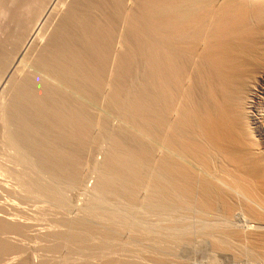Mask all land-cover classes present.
Masks as SVG:
<instances>
[{
  "label": "bare ground",
  "instance_id": "6f19581e",
  "mask_svg": "<svg viewBox=\"0 0 264 264\" xmlns=\"http://www.w3.org/2000/svg\"><path fill=\"white\" fill-rule=\"evenodd\" d=\"M74 0H0V2L2 3V5L0 6V8L1 7H3V10H1L2 11V17L0 18L1 20H0V58H3L2 57V54H3V51L4 50H8V51H10L9 53H10V55H9V59H7V57H6V59L8 60V61H6V59H4V60H2V59H0V62L2 63V62H4V61H6L5 63H6V66H4V68H2L3 69V71L0 73V108L2 107L3 108V105L5 104L4 102H6V100L5 99H3V94L5 95H7V94H9V92L11 93H13V91H9V89H10V87L8 88V86L10 85V82H12V83H14V80L13 81H10L12 78H14L15 76H16V74H14L15 72H17L18 70H19V67L20 68H22L21 67V64H22V62L25 60L24 58L26 57V55H34V56H36V54H37V56H39V54L41 53V50L44 48V47H46V45H48V43H49V41H51L50 40V38L52 37H50V34L52 33V31L51 30H54L53 28L54 27H56V28H58L57 26L59 25V24H64L63 22L65 21V19L68 17V15L69 14H71V12H73L72 10V8H74V6L72 7V2H73ZM98 2H99V0H97ZM121 1V0H120ZM119 1V2H120ZM124 1H126V0H124ZM128 1H132V0H128ZM133 1H135V0H133ZM146 1V0H145ZM148 1V0H147ZM150 1V0H149ZM159 1V0H158ZM157 1V2H158ZM214 1H216L217 3H219L220 1V5L222 4V9H221V11L218 9V10H216L217 9V7H215L216 9V11L214 12L213 11V8H211V10L214 12V13H216L217 11H220V13L222 14L223 12H224V14L223 15H225L226 16V20H225V18H222L223 19V21L225 20L226 21V23L224 22V23H221V25L222 24H224L225 25V27H223V28H225V29H228V31H229V35L227 34H225L226 36H222L221 35V33H225V32H227V31H224V32H219L218 31V27L219 26H217V30H216V27H215V30L216 31H214L215 33L218 31L220 34L219 35H221V36H219V38H221V39H219L218 38V40H220V41H218V42H221L220 44H215V45H210L208 48L205 46V44L203 43L204 41H205V38H203L202 36H201V39L203 38L204 39V41L202 40V44H204V45H202V46H200V47H204L202 50H205L207 53H205V55L206 54H208V55H206V57H208L209 56V61L211 60L212 62H213V66H214V69L212 70L213 72H212V74H213V76H211V77H213L214 78V76H215V79H213V78H211V81H209L208 80V78H207V81L206 82H208L207 84V90H208V95H209V97H210V99H211V103H210V105L206 108V107H204L203 106V108H206V109H204V111H203V113L202 114H204V116L202 117L201 115H199V113H200V111L202 112V104H201V107L199 108V113H198V108H193V110H191V112L193 113V115L195 114V116H201V118H203V119H201V120H199L198 118L196 119V117L194 118L195 120H196V124H194L193 122H191L189 125L190 126H195V125H197V128L196 127H193L192 128V130L194 129V128H196V130H195V132H197V133H195L196 135H194V133H193V135H192V131H191V133H189V131H181V129L179 130L178 128L179 127H177V124H178V126H180V124L182 123H180V121L179 122H175L174 120L175 119H173L172 121L173 122H168L166 119H170L171 117H169V118H167L169 115H167L168 114V112L166 113V111H168V110H170L171 108H172V103L174 102L173 100H175V99H171L170 101H169V103H171V104H169V103H167V106H165L163 103V105H164V107L165 108H167L168 107V105H170L169 107H170V109L168 108V110L167 109H165L164 107V110L165 111H162L161 109L159 110V112L161 111V112H165L166 113V115H167V117H166V115H165V113L164 114H159V116L157 117L158 119H159V121H158V123L160 122V123H162L164 126L166 125L167 126V128L168 129H171L168 133L169 134H167V133H165L166 135H169V136H166L164 133H162L163 134V136L165 135V138L163 139V145H161L162 146V150H165V154H164V152H163V154L162 155H164V156H162V158H158L159 159V163H157L158 164V166L156 167V169L155 170H152V171H148V172H151L150 174H149V177L152 175V177H151V180L150 179H147L146 181H143L142 183H140V181H138L137 179L135 180L132 176H131V174H134V167L133 166H131V168L133 169L132 171H133V173L131 172V174L129 173V171H128V173H129V175H128V178H129V176L130 177H132L134 180H129L128 178H126V179H128V180H126L125 179V181H126V183H125V181H124V183H123V180H122V184L120 183V182H118L117 181V183L119 184V185H117V183H116V185H117V188H123L125 191L123 192H120V191H118V190H113V189H111V191L113 190L114 191V193H113V191H112V194H114L113 196H114V198L112 197V198H109L108 196H107V194H109V195H112V194H110L111 192H110V190H106L105 188H107L106 187V185H104L103 186V184H106V183H108L107 181H111V179L112 178H110V180H109V178H107L106 176L109 174H107V172L109 171L110 172V168L108 169V171L106 172V170L104 171L103 169V171L104 172H106L105 173V175H103L104 174V172H103V174H100L101 175V177L99 178V179H103L102 180V182H101V180H100V182H101V184L99 185H96V186H94V187H92L93 189H91L90 188V191H89V193H87L88 194V197L87 198H85L84 199V201L85 200H87V199H89L87 202L88 203H84L86 206H85V208L83 209L81 206H80V208H81V210H82V213L81 212H79V214H85V211H90V210H93L94 212L96 211V212H98V214L96 215V217H97V219L98 218H100V217H98V216H105V218H106V213H108V212H106V211H109L110 212V214H107V215H109L111 218H112V220H110V221H112L110 224L112 225L111 227H110V231L111 232H115L116 231V233H113V235H115L116 236V241H117V239H119V237H117V236H121V240L124 242V245L126 246V245H128V243L126 244V242L128 241H130V242H132V240L131 239H135L136 241H134L135 243H133V245L134 244H136V247H137V243L140 245V246H145L146 248L148 247V248H154V251L156 252L157 251V253L156 254H159V255H161L162 256V258H163V255L165 256V258H167L166 256H168V260L166 259V262L168 263V264H194V263H192L191 261H192V259H191V261H190V258L188 257L189 255L191 256V251H198V249L200 250V249H203L204 251H208L209 250V245H210V242H212V245L213 246H215L216 245V243H219L220 241L223 243V241H224V246L226 245V242L228 243L229 242V239L231 238L232 239V237L233 238H236L235 236H233V234L231 235V234H229L231 231H233V230H235L234 232H236V230H243L244 232H246L247 233V231H249L250 233L249 234H244V235H242V233L241 232H239V233H241L240 235H242V237L243 238H245L244 239V242L242 241V240H240L239 239V235L237 236V241H238V239L240 240V241H242L241 242V244L239 243V244H237L238 242H236V244L238 245V246H240V247H242V248H244L245 250H242V248H240V252L242 253V251L244 252V253H240L239 252V249H238V246L237 245H235V246H237V249H238V251L236 250L235 251V253H237L238 255L239 254H241V255H239V256H237L236 254L234 255V254H231V248H230V245H229V251H230V255H229V251H228V248H227V250H225L224 252H227L228 251V253H224V254H222V251H221V253H219V256H217L218 254L217 253H215L214 251H210L211 252V254H209L208 256H210V257H207L208 258V261H206L205 263H207V264H264V232L262 231L261 233L259 232V233H255V232H252L253 230H258V229H264V0H169V2L168 3H170L171 5L170 6H167V5H169V4H167V5H165V4H161L160 2H158V5H157V8H158V10L159 11H161L162 12V15H163V13H166V14H169L170 16H171V18L173 19V20H175V21H179V22H183L184 20H185V22L186 21H188L189 22V24H190V26H193L194 25V22H193V24H191V18H193L194 17V19L195 18H197L200 14V16L199 17H202L201 19L205 22L206 21V19H208V18H205V16L207 17L208 15H210L209 14V12L211 11V10H208V8L210 7V5L212 4V6H213V4H215L214 3ZM219 1V2H218ZM76 2V1H75ZM82 2H83V0H82ZM88 2V4H90L91 2H90V0H88L87 1ZM90 2V3H89ZM96 1H94V3H95ZM103 2H104V0H103ZM102 2V3H103ZM105 2H107V0H105ZM117 3H118V1H116ZM127 2V1H126ZM125 2V3H126ZM166 2V1H165ZM81 2H79V4H80ZM85 3V2H84ZM84 3H83V5H84ZM93 3V2H92ZM90 4V5H93L94 6V4ZM101 3V4H102ZM129 3H131V2H129ZM129 3H126V5L127 4H129ZM149 4V2H146V4ZM86 4V3H85ZM96 4V3H95ZM98 4V3H97ZM96 4V5H97ZM120 4H122V3H120ZM119 4V5H120ZM136 4H141V5H143L144 4V0H143V3L141 2H139V3H137V0H136ZM146 4H144V5H146ZM219 4H217V6L219 5ZM76 5H77V3L75 4V7H76ZM99 5H100V3H99ZM114 5H115V3H114ZM122 5H124V4H122ZM130 5V4H129ZM134 5H135V3H134ZM143 5V6H144ZM220 5H219V7H220ZM82 6V5H81ZM81 6H79V9L81 8ZM85 6V5H84ZM83 6V9H85V7ZM106 6H109V5H106ZM105 6V7H106ZM125 6V5H124ZM128 6V5H127ZM136 6L137 5H135V7L134 8H136ZM139 6V5H138ZM148 6V5H147ZM146 6V7H147ZM154 6V5H153ZM211 6V7H212ZM215 6V5H214ZM72 7V8H71ZM88 7H89V5H88ZM95 7V6H94ZM93 7V8H94ZM99 7V6H98ZM97 6L94 8V9H96V8H98ZM105 7H103V8H105ZM120 7H123V6H120ZM130 7V6H129ZM140 7V6H139ZM149 7H151V6H148V8ZM77 8V11H78V7H76ZM116 8V7H115ZM128 8V7H127ZM147 8V9H148ZM152 8V7H151ZM200 8H201V10H200ZM83 9H81V11L83 10ZM89 9V8H88ZM91 9H92V7H91ZM98 9H100V8H98ZM111 9V8H110ZM114 9V8H113ZM117 9H119V8H117ZM132 9V6L130 7V10ZM138 9V8H137ZM136 9V10H137ZM141 9V8H140ZM140 9H138V10H140ZM142 9H143V7H142ZM146 9V8H145ZM150 9V8H149ZM196 9H199L200 11H202V9H206V10H208L207 12H208V15H206V13H204V12H206V11H204L203 10V13L205 14V16L204 15H202L203 13L201 12V13H199L198 15L196 14V12H194L195 14H196V16L194 15V13H193V10H196ZM210 9V8H209ZM87 10V9H86ZM90 10V9H89ZM93 10V9H92ZM103 10V9H102ZM105 10V9H104ZM107 10V9H106ZM122 10H123V8H122ZM125 10V9H124ZM124 10H123V12H124ZM128 10V9H127ZM127 10H125L126 11V13L129 11H127ZM133 10V9H132ZM131 10V11H132ZM222 10H223V12H222ZM80 11V12H81ZM85 11V10H84ZM97 11V10H96ZM108 11V10H107ZM141 11L142 10H140V13H141ZM150 11V10H149ZM211 11V12H212ZM80 12H76V13H78L79 15L81 14ZM90 12V11H89ZM93 12V11H92ZM95 12V11H94ZM101 12V11H100ZM105 12V11H104ZM114 12V11H113ZM130 12V11H129ZM128 12V13H129ZM144 12V11H143ZM147 12H148V10H147ZM147 12H145V13H147ZM160 12V13H161ZM199 12V11H198ZM75 13V12H74ZM74 13H72L73 15H75ZM86 13V12H85ZM95 13H97V14H99V12H95ZM110 13H111V11H110ZM125 13V12H124ZM127 13V14H128ZM132 13H134L135 14V11H133V12H131V13H129L128 15H130V14H132ZM144 13V14H145ZM214 13H211V14H214ZM219 12H218V14H220ZM234 13L236 14V16L234 15ZM71 14V15H72ZM88 14V13H87ZM86 14V15H87ZM96 14V15H97ZM112 14V13H111ZM114 15H115V13H113ZM123 14V13H122ZM122 14H120V15H122ZM127 14H125L126 16H127ZM138 14V13H137ZM218 14H216L215 15V20L217 19V18H219V16L218 17H216ZM71 15H69V16H71ZM89 15H91V14H89ZM88 15V16H89ZM103 15V14H102ZM119 15V16H120ZM124 15V14H123ZM143 14H141V15H139V17L140 16H142ZM223 15H222V17H223ZM77 16V15H76ZM81 17L83 16L82 14L80 15ZM79 16V17H80ZM100 16V15H99ZM98 16V17H99ZM204 16V17H203ZM212 16V15H211ZM221 16V15H220ZM224 16V17H225ZM72 17V16H71ZM90 17V16H89ZM118 16H116V19L118 20L119 18H121V17H118ZM123 17V16H122ZM128 17V16H127ZM132 17V16H131ZM134 17H136V16H134ZM138 17V18H139ZM146 16H144V18H145ZM209 17V16H208ZM213 17H214V15H213ZM213 17H209L210 18V20H214V19H211V18H213ZM78 18V17H77ZM76 18V19H77ZM83 18V17H82ZM100 18V17H99ZM103 18V17H102ZM124 18H126V17H124ZM143 18V17H142ZM142 18H141V21H142ZM160 18V16L158 17V19ZM203 18H205V19H203ZM68 19V18H67ZM72 19V18H71ZM75 19V18H74ZM74 19H72L73 21H74ZM86 18H85V16H84V19H83V21L85 22L86 20H85ZM92 19V18H91ZM97 20H98V18H96ZM104 19V18H103ZM107 19H108V16H107ZM135 19V18H134ZM162 19H163V17H162ZM188 19V20H187ZM193 19V21H195L196 22V20H198V19H195L194 20ZM220 20H221V18H219ZM88 20L91 22V20L90 19H88L87 18V22H88ZM111 20V19H110ZM139 20H140V18H139ZM161 20V19H160ZM164 20V19H163ZM191 22H190V21ZM214 20V21H215ZM106 21V20H105ZM108 21V20H107ZM106 21V22H107ZM137 21H138V19H137ZM155 21V20H154ZM199 21H201L200 20V18H199ZM218 21V20H217ZM217 21H215V23L217 22ZM75 22H77L76 20H75ZM100 22H102V21H100ZM106 22H104V23H106ZM118 22V21H117ZM119 26L122 28V26H124V24H125V26H126V28H128V26L129 25H131V24H128V22H127V20L125 21V19H124V24H122V22H121V20H119ZM131 22V21H130ZM145 22V21H144ZM161 22V21H160ZM164 22V21H163ZM198 22V21H197ZM196 22V23H197ZM219 22V21H218ZM217 22V23H218ZM221 22H222V20H221ZM71 22H69V24H70ZM82 23V22H81ZM92 23V22H91ZM95 23V22H94ZM112 23H114V22H112ZM155 23V22H154ZM154 23H150V24H153V25H156V24H154ZM187 23V22H186ZM209 23V25H211L212 23H211V21L210 22H207L206 21V24H201V25H207ZM211 23V24H210ZM75 24V23H74ZM97 24H100V23H98V21H97ZM102 24H103V22H102ZM117 24V23H116ZM120 24H122V25H120ZM126 24H128V25H126ZM133 24V23H132ZM135 24H137V23H135ZM141 24H144V23H141ZM149 24V23H148ZM161 24H162V22H161ZM188 24V23H187ZM199 25H200V23H198ZM80 25V24H79ZM82 25V24H81ZM85 25V24H84ZM94 25H96V23L95 24H93V26ZM105 25V24H104ZM140 25V24H139ZM152 25V26H153ZM160 25V24H159ZM158 25V26H159ZM185 25V24H184ZM196 25V24H195ZM209 25H208V27H209ZM216 25V24H215ZM214 25V26H215ZM218 25V24H217ZM219 25H220V22H219ZM70 26V25H69ZM86 26V25H85ZM84 26V27H85ZM87 26H89V25H87ZM107 26V25H106ZM108 26H110V25H108ZM107 26V27H108ZM117 26V25H116ZM145 26H146V24H145ZM149 26V25H148ZM161 26V25H160ZM181 26V25H180ZM188 27H189V25H187ZM223 26V25H222ZM222 26H220V27H222ZM63 27V26H62ZM66 27V26H65ZM76 27V26H75ZM78 27V26H77ZM81 27V26H80ZM103 27V26H102ZM118 27V26H117ZM119 27V28H120ZM130 27V26H129ZM137 27V26H136ZM181 27H184V26H181ZM196 28L194 29L193 28V30L194 31H192L191 33L192 34H190V35H193V37L195 36V34H194V32H195V30L199 27V26H195ZM205 27V26H204ZM203 27V28H204ZM212 27H213V25H212ZM55 28V29H56ZM69 28V27H68ZM94 28H95V26H94ZM94 28H91V29H94ZM100 28V27H99ZM111 28V27H110ZM130 28H132V27H130ZM139 28V27H138ZM137 28V29H138ZM144 28V27H143ZM149 29V28H151V27H146V29ZM161 28V27H160ZM165 28V27H164ZM187 28V27H186ZM190 29L192 28V27H189ZM200 28H201V26H200ZM202 28V29H203ZM206 28H207V26H206ZM210 28V27H209ZM223 28H221V29H223ZM59 30H60V28H58ZM80 29V28H79ZM79 29H77V30H79ZM82 29V28H81ZM80 29V30H81ZM102 29H104V27L102 28ZM107 29H109V28H107ZM107 29L105 28L104 30H106V32H108L107 31ZM112 29V28H111ZM114 29V28H113ZM117 29V28H116ZM134 29V28H133ZM136 29V30H137ZM140 29H142V26H141V28ZM145 29V28H144ZM144 29H142V31L144 30ZM153 29H154V26H153V28L152 29H150V31L152 30V32L154 33V31H153ZM181 29V28H180ZM184 29V28H183ZM208 29V28H207ZM225 29H223V30H225ZM85 30V29H84ZM90 30V29H89ZM95 31H97L96 29H94ZM99 30V29H98ZM101 30V29H100ZM103 30V31H104ZM110 30V29H109ZM121 30V29H120ZM135 30V29H134ZM160 30V29H159ZM177 30V29H176ZM199 30V29H198ZM205 30V29H204ZM214 29L212 28L211 30H210V32L208 33V34H210L212 31H213ZM56 33H57V31L56 30H54ZM86 31V30H85ZM102 31V32H103ZM114 31H116V30H114ZM118 31V30H117ZM122 31V30H121ZM126 31V30H125ZM130 31H132V30H130ZM129 31V32H130ZM138 31L139 30H137V33H138ZM145 31V30H144ZM149 31V32H150ZM161 31V30H160ZM159 31V32H160ZM201 31V30H200ZM198 32L197 31V34L199 33H201V32H203L204 33V31L202 30L201 32ZM222 31V30H221ZM51 32V33H50ZM80 31H78V33H79ZM82 32V31H81ZM80 32V33H81ZM92 32H93V30H92ZM97 32H100V31H97ZM102 32L100 33V35L102 34ZM111 32V31H110ZM123 32H124V30H123ZM129 32H128V30H127V33L129 34ZM134 32V31H133ZM136 32V31H135ZM134 32V33H135ZM140 32V31H139ZM150 33V34H152V35H155V33L153 34V33ZM175 32V31H174ZM177 32V31H176ZM183 32H184V30H183ZM187 32V31H186ZM189 32V31H188ZM206 32H207V30H206ZM56 33H55V35H56ZM58 33H60L61 34V30H60V32L58 31ZM65 33H67V32H65ZM65 33H64V36H65ZM86 33H87V31H86ZM90 33V37H91V39L94 37L93 35H94V32H93V37L91 36V32H89ZM122 33V32H121ZM137 33H135V34H137ZM158 33V32H157ZM177 33H179V32H177ZM202 33V34H203ZM53 35H54V33H52ZM81 34H84V31L81 33ZM106 33H104V35H105ZM108 34V33H107ZM123 34H125V32L123 33ZM143 34H149L148 33V30H147V33H141V35H143ZM160 34V33H159ZM158 34V35H159ZM173 34H175V33H173ZM172 34V35H173ZM179 34H182V33H179ZM184 34V33H183ZM183 34H182V36H183ZM198 34V35H199ZM206 34V33H205ZM204 34V35H205ZM79 35V34H78ZM97 35H99V34H97ZM103 35V34H102ZM133 35V34H132ZM132 35L130 36V37H132ZM172 35H170V36H172ZM188 36L187 35V33H185L184 34V36ZM212 35H215V34H213L212 33ZM68 36H70V35H68ZM72 36V35H71ZM80 36V35H79ZM84 36H86V34H84ZM83 36V37H84ZM109 36H111V34L109 35ZM114 36H116V35H114ZM125 36H127V35H125ZM124 36V37H125ZM137 36V35H136ZM136 36H135V38H136ZM146 36V35H145ZM151 36V35H150ZM156 36H157V34H156ZM175 36H176V34H175ZM178 36H181V35H178ZM185 36V37H186ZM197 36V35H196ZM200 36V35H199ZM199 36L198 37H196V39L195 40H197L198 38H199ZM207 36V35H206ZM55 38H56V36H54ZM60 37V36H59ZM74 37V36H73ZM73 37H70L71 39L73 38ZM89 37V36H88ZM99 37H103V36H99ZM99 37H96V38H99ZM105 37V36H104ZM128 38H129V36H127ZM127 37H125V39H127ZM138 38L137 39H139V36H137ZM185 37H182V39L183 38H185ZM189 37H192V36H189ZM193 37H192V39H193ZM214 37V36H213ZM53 38V37H52ZM62 38V37H61ZM95 38V41L97 40ZM106 38V37H105ZM121 39L123 38V36H121L120 37ZM119 38V39H120ZM134 38V40H136ZM145 38V37H144ZM168 38V37H167ZM173 38H175L174 37V35H173ZM208 38H210L211 39V35H209L208 37H207V39ZM59 39V38H58ZM64 39V38H63ZM75 39H79V38H77V36H75ZM84 39V38H83ZM111 39H115V37L114 38H111ZM117 40H118V35H117V38H116ZM131 39V38H130ZM147 39V38H146ZM154 39V38H153ZM153 39H152V41H153ZM158 39V38H157ZM157 39H154V40H157ZM169 40L171 39V38H168ZM178 39V38H177ZM182 39H180L179 38V40H177V41H181ZM186 39H189L188 37L186 38ZM185 39V41H186V44H187V42H188V40H186ZM215 39H217V37H216V35H215ZM214 38H213V40H215ZM68 40V39H67ZM74 40V39H73ZM82 40V39H81ZM80 40V41H81ZM88 40V39H87ZM105 40V39H104ZM109 40V39H108ZM123 40V39H122ZM121 40V41H122ZM129 40V39H128ZM143 41H144V39H142ZM141 40V41H142ZM173 40H175V39H173ZM172 40V41H173ZM184 40V39H183ZM190 40V39H189ZM194 40V41H195ZM200 39H198V41H199ZM54 41H56V40H54ZM59 40H57V43L59 44V42H58ZM61 41V40H60ZM75 41V40H74ZM99 41V40H98ZM98 41H96L97 43H98ZM112 41V40H111ZM120 41V40H119ZM124 41V40H123ZM122 41V42H123ZM131 41V40H130ZM138 41V40H137ZM140 41V42H141ZM143 41H142V44H143ZM176 40H175V43L177 42ZM207 41V40H206ZM205 41V42H206ZM61 42H63V41H61ZM91 42V41H90ZM100 42V41H99ZM101 42H103V41H101ZM110 42V41H109ZM114 42V41H113ZM112 42V43H113ZM128 42V41H127ZM140 42H137V43H140ZM156 42V41H155ZM158 42L159 41H157V44H158ZM174 42V41H173ZM196 42V41H195ZM195 42H194V44H195ZM212 42V41H211ZM214 42V41H213ZM212 42V43H213ZM52 43H54L53 41H52ZM52 43H50L51 45H52ZM56 43V42H55ZM83 44H84V42H82ZM106 43L108 44V42H107V40H106ZM117 44H118V42H116ZM123 43H126V42H123ZM129 43V42H128ZM174 43V44H175ZM178 43V42H177ZM176 43V44H177ZM184 42H182V43H180L181 45L183 44ZM191 43H192V41H191ZM211 44L210 42H206V44ZM214 43H217V41L215 40V42ZM57 44V45H58ZM61 44H63V43H61ZM60 44V45H61ZM73 43L71 42V45H72ZM81 44V43H80ZM94 44H95V42H94ZM102 44V43H101ZM104 44H105V42H104ZM116 44V45H117ZM141 44V45H142ZM152 46H154L153 44H155V43H150ZM157 44H156V46H157ZM174 44L172 45V46H174ZM175 44V45H176ZM180 44H178L179 46H180ZM190 44V43H189ZM189 44H187V46L189 47V49H190V47H192V46H189ZM193 43H192V45H194ZM48 46V47H52V46ZM92 45V44H91ZM113 45V44H112ZM118 45H120V48L121 49H124L125 47H123L122 46V44L120 43V44H118ZM131 46L133 45L132 43L130 44ZM140 45V46H141ZM158 45H160L159 47H161V49L160 50H164L163 51V53H160L161 51L159 50V52H157V54H156V56H157V59H155L156 58V56H154L155 55V53L154 52H151V51H154V50H151L149 53L151 54V56H152V53H154V59L157 61H154L153 62V64L155 65V66H153L152 65V67L150 66L151 64H149V68L150 69H152L151 71H153L154 70V74L156 73L157 75H158V78H159V83L160 84H158V89L160 88L161 89V91H162V94H164V97L163 98H165L164 100H166V95L167 94H165V93H168V97H171L172 95H174L173 93H175V91H173V88L174 89H176V91L178 92V90L182 87H180V86H178V84H177V81L179 80V75H178V70H180V66H179V63H183L184 62V60L182 59V61H181V58H180V56L182 57V50L184 49V46H181V47H183V49L181 50V52H180V56H179V58L180 59H178L177 58V51H178V49H177V47H179V46H175L176 47V49H175V53H173L174 52V48H172V47H170V43H169V41L167 40V39H165V38H163V39H160V42H159V44ZM184 45V44H183ZM218 45H220V46H218ZM5 48L4 50L2 49L3 47ZM54 47H55V45H53ZM73 46V45H72ZM71 46V47H72ZM74 46H75V44H74ZM82 46H84V45H82ZM100 46V44L98 45V47ZM104 46V45H103ZM103 46H102V48H103ZM110 46H111V44H110ZM139 46V45H138ZM152 46H150V47H152ZM186 46V45H185ZM196 46H198V43L196 44ZM195 46V47H196ZM198 46V47H199ZM47 47V48H48ZM54 47H52V48H54ZM61 47V46H60ZM63 47H68V45L67 46H63ZM63 47L62 48H60V51L62 52V49H63ZM86 47V46H85ZM85 47H84V49H85ZM93 47V46H92ZM91 47V48H92ZM97 46H96V48H98ZM107 47H109L108 45H107ZM113 47H115L116 49H117V47L118 46H115V44L113 45ZM123 47V48H122ZM133 47V46H132ZM135 47V46H134ZM180 47V48H181ZM198 47H196V48H193L194 49V51L195 52H193L192 53V55L195 53H197V56L198 55H200V54H204V53H202V52H200L199 54H198V52H197V50L196 49H198ZM51 48V49H52ZM55 48H57V46L55 47ZM106 48V47H105ZM135 48H137V46L135 47ZM141 49H142V47H140ZM154 48V47H153ZM152 48V49H153ZM206 48H207V50H206ZM2 49V50H1ZM50 49V50H51ZM77 49V48H76ZM79 49V48H78ZM88 49H90V48H88ZM99 49H100V47H99ZM126 49L127 50H129L127 47H126ZM130 49H131V47H130ZM134 49V48H133ZM139 49V48H138ZM137 49V50H138ZM140 49V50H141ZM156 49V51H158V49L157 48H155ZM186 49V48H185ZM184 49V50H185ZM189 49H187V50H189ZM193 49H191L190 51H192ZM45 50H46V48H45ZM44 50V52H46ZM55 49H53L52 51H54ZM58 50H59V48H58ZM66 50V49H65ZM74 51L73 49H70V51ZM106 50V49H105ZM112 51H113V49H111ZM111 50H108V51H111ZM118 50H120L119 49V47H118ZM117 50V51H118ZM126 50V51H127ZM135 50V49H134ZM140 50H138V52L140 51ZM177 50V51H176ZM186 50V51H187ZM67 51V50H66ZM69 51V52H70ZM81 51V50H80ZM93 51V50H92ZM92 51H90V53L92 52ZM103 51V50H102ZM116 51V50H115ZM116 51V52H117ZM123 51V50H122ZM125 51V50H124ZM155 51V52H156ZM166 51V52H165ZM185 51V52H186ZM190 51H187V52H190ZM7 52V51H6ZM65 52V51H64ZM68 52V53H69ZM76 52V51H75ZM75 52L73 53V55H75ZM98 52V51H97ZM104 52V51H103ZM179 52V51H178ZM184 52V51H183ZM184 52V53H185ZM48 53H51L50 54V56L51 57H53V56H55L54 54L56 53V52H54V54L51 52V51H49ZM48 53H46V54H48ZM67 53V54H68ZM77 53H78V51H77ZM113 53V52H112ZM112 53H109V54H111L112 55ZM122 53V52H121ZM133 53V52H132ZM131 53V54H132ZM135 53H137V51H135ZM52 54H53V56H52ZM59 54V57H60V55H62L61 53H58ZM64 55H65V53H63ZM87 54H88V52H87ZM102 54L103 53H101V55L100 56H102ZM105 54V53H104ZM108 54V55H109ZM114 54V53H113ZM125 54H130V53H125ZM146 54V53H145ZM187 54V53H186ZM5 55H7L6 53H5ZM4 55V56H5ZM41 55V54H40ZM49 55V54H48ZM64 55L63 56H61V57H64ZM91 55V54H90ZM94 55H95V53H94ZM96 55H97V53H96ZM114 55H117L116 53L114 54ZM118 55H119V51H118ZM132 55H134V54H132ZM179 55V54H178ZM184 55V54H183ZM34 56H32V57H34ZM71 56V55H70ZM104 56V55H103ZM129 55H127V57H125V55H124V59L125 58H128V61H129V57H128ZM135 56V55H134ZM134 56H132V57H134ZM150 56V55H149ZM196 56V55H195ZM204 56V55H203ZM65 57H68V56H65ZM91 57V56H90ZM90 57H87V58H90ZM94 57V56H93ZM99 57V56H98ZM109 57V56H108ZM117 57V56H116ZM119 57V56H118ZM121 57V56H120ZM119 57V58H120ZM136 57H137V54H136ZM147 57V56H146ZM190 56L188 55V58H189ZM199 57V56H198ZM205 57V56H204ZM27 58V57H26ZM38 57H36V59H37ZM55 58V57H54ZM86 58V57H85ZM85 59L84 61H88L89 59ZM101 58H103V57H101ZM107 58V57H106ZM131 58V57H130ZM152 58V57H151ZM151 58L150 59H148V61L149 60H151ZM153 58H152V61H153ZM203 58V57H202ZM33 59H35V58H33ZM45 59L46 60H48L46 57H45ZM50 59V58H49ZM66 59V58H65ZM93 59V58H92ZM96 59H97V56H96ZM99 59V58H98ZM108 59V58H107ZM111 59H113L112 61H113V63H117V62H115V61H117L116 59H115V57L114 58H112L111 57ZM123 59V60H124ZM135 59V58H134ZM201 58H199V60H200ZM2 60V61H1ZM30 60V62L31 61H33V60H31V59H29ZM39 60H40V58H39ZM38 60V61H39ZM44 60V59H43ZM53 60V59H52ZM51 60V61H52ZM59 60H61V58L60 59H58V60H56L57 61V63H58V61ZM66 60H70L69 59V57H68V59H66ZM65 60V61H66ZM91 60V59H90ZM104 60V59H103ZM103 60L101 61V62H103ZM109 60H110V58H109ZM115 60V61H114ZM131 60H132V58H131ZM137 60V59H136ZM178 60H180V61H178ZM186 60V59H185ZM192 59H189V61H191ZM206 60V59H205ZM27 62H28V60H26ZM38 61H35V63L37 64V62ZM40 61H42V60H40ZM55 61V60H54ZM54 61H52L53 63H54ZM93 61V60H92ZM96 61V60H95ZM97 61H99V60H97ZM106 61L108 62V60H105L104 61V64H106ZM122 61V60H121ZM120 60H119V63L121 62ZM127 61V60H126ZM135 61V60H134ZM147 61V62H148ZM188 60H186V62H187ZM193 61V60H192ZM191 61V62H192ZM196 61V60H195ZM195 61H193V62H195ZM198 61V60H197ZM201 61V60H200ZM202 61H204V58H203V60ZM26 62V63H27ZM30 62H28V64L30 63ZM63 62H64V60H63ZM63 62H62V60H61V62H60V64H63ZM94 62V61H93ZM93 62H91V64H93ZM26 63H23L22 65H23V67H26ZM33 63V62H32ZM39 63V62H38ZM46 63H50V61H46L45 62V64ZM57 63H55L54 65H56ZM65 63H67V62H65ZM80 63V62H79ZM79 63L77 64V66L79 65ZM87 62H85V64H86ZM88 63H90V62H88ZM87 63V64H88ZM98 63H100V62H98ZM113 63H112V65H113ZM150 63H152L151 61H150ZM207 63V66H210V65H208V62H206ZM26 64V65H25ZM34 64V63H33ZM33 64H31V65H33ZM40 64V63H39ZM85 64L83 63L82 65H84V67H85ZM86 64V65H87ZM95 64V63H94ZM97 64V63H96ZM95 64V65H96ZM103 64V65H104ZM111 64V63H110ZM109 64V65H110ZM180 64V65H181ZM184 64H185V62H184ZM188 64V63H187ZM202 63H200V65H201ZM1 65H3V64H1ZM5 65V64H4ZM35 65V64H34ZM47 65V64H46ZM52 65V64H51ZM50 64H49V66H51ZM54 65H52V68L54 67ZM58 65V64H57ZM56 65V66H57ZM66 65H68V63L66 64ZM99 65V64H98ZM101 65V64H100ZM108 65V64H107ZM193 65H195L194 63H193ZM192 64L190 65L191 66V68L193 69L194 68V66H193ZM200 65H198V66H200ZM205 65V64H204ZM29 65H27V68L29 69V67H28ZM39 66V65H38ZM56 66L54 67V68H56ZM76 66V67H77ZM88 66H90V64L88 65ZM114 66V65H113ZM113 66H111L112 68L111 69H115V68H113ZM116 66V65H115ZM138 66V65H137ZM147 66V65H146ZM145 66V67H146ZM185 66H186V64H185ZM196 66V65H195ZM206 66V65H205ZM31 67V66H30ZM36 67V66H35ZM34 67V68H35ZM45 65H44V67L42 66V68L43 69H45ZM47 67H48V65H47ZM46 67V68H47ZM76 67H74V69L73 70H75L76 69ZM80 67H81V65H80ZM83 67V66H82ZM81 67V68H82ZM83 67V69H87L86 67L84 68ZM96 67V66H95ZM95 67H93L94 69H95ZM131 67V66H130ZM134 66H132V68H133ZM179 67V68H178ZM182 70H183V64H182ZM186 67H188V66H186ZM186 67H184V68H186ZM210 67H212V65L210 66ZM210 67L208 68V71H209V69H210ZM31 68H33V67H31ZM30 68V69H31ZM39 68V67H38ZM53 68V69H54ZM96 68H98V67H96ZM110 68V67H109ZM196 69H197V66L195 67ZM200 68V67H199ZM198 68V69H199ZM1 69V70H2ZM24 69H26V68H23V70ZM48 69H51V67H48ZM48 69L46 70V72L48 71ZM62 69V68H61ZM102 69V68H101ZM100 69V67L97 69V70H101ZM103 69H105L104 67H103ZM108 69V68H107ZM128 69V68H127ZM187 69V68H186ZM189 69V68H188ZM191 69V70H192ZM193 70V71H195V72H197L198 73V71L197 70ZM204 69H205V67H204ZM204 69H202V70H204ZM40 70H41V67H40ZM39 69L38 70H36V71H38V73H39V77H41L42 75L40 74V71ZM56 70V69H55ZM65 70L66 69H64L63 70V72H65ZM72 70V71H73ZM89 70V69H88ZM87 70V71H88ZM90 70H91V68H90ZM129 70V69H128ZM146 70V69H145ZM36 71H34V72H36ZM42 71V70H41ZM59 71H62V70H60L59 69ZM71 71V72H72ZM78 71H79V69H78ZM77 71V72H78ZM83 71V70H82ZM107 71V70H106ZM123 71H126L127 72V70H123ZM146 71H148V70H146ZM184 71V70H183ZM185 71H187V70H185ZM189 71H190V69H189ZM188 71V72H189ZM200 71H201V69H199V74H200ZM207 71V72H208ZM23 72V71H22ZM34 72H31V73H33L34 74ZM43 72V71H42ZM70 72V71H69ZM69 72H68V74H69ZM76 72V71H75ZM74 72V73H75ZM79 72H81V71H79ZM90 72V71H89ZM91 72H93V75H94V71L92 70ZM90 72V73H91ZM95 72H97L96 71V69H95ZM100 72V71H99ZM102 72V71H101ZM100 72V73H101ZM104 72H105V70L103 71V75H104ZM108 72H109V69H108ZM149 72V71H148ZM187 72V73H188ZM202 72V71H201ZM203 72H206L205 70L203 71ZM20 73V72H19ZM49 73V72H48ZM48 73L45 75V77L48 75ZM51 73V72H50ZM49 73V75H52L53 73H51L50 74ZM54 73H55V71H54ZM62 73V72H61ZM82 73V72H81ZM85 73H86V70H85ZM85 73H84V77H87V76H85ZM90 73H86V75L88 74V77L87 78H94V77H90L89 75H90ZM98 73V72H97ZM107 73V72H106ZM122 73H124V72H122ZM138 73V72H137ZM150 73H152L151 75H154L153 74V72H150ZM185 73V72H184ZM184 73L182 74V75H184ZM191 72H189V75H192V74H190ZM193 73V72H192ZM210 73H211V71H210ZM209 73V74H210ZM36 74H37V72H36ZM57 74V72L55 73V75ZM60 74V73H59ZM71 74V73H70ZM96 74V73H95ZM109 74H111V73H109ZM125 74V73H124ZM186 74V73H185ZM195 74V73H194ZM211 74V75H212ZM15 75V76H14ZM18 75V74H17ZM27 75V74H26ZM49 75L47 76L48 78H50L49 77ZM64 75H65V73H64ZM75 75V74H74ZM74 75H72V76H74ZM78 75H80V74H78ZM92 75V76H93ZM98 76H100L99 74H97ZM96 75V76H97ZM161 75H162V78H167L168 77V79L170 78V84H169V81H168V79L167 80H165V81H163V80H161L160 79V77H161ZM187 76H188V74H186ZM204 75V74H203ZM14 76V77H13ZM34 78H36V77H38V75L35 77L34 75H32ZM62 76H63V74H62ZM65 76H67V73H66V75ZM63 77L62 79H64L65 78V80L67 79V78H70L69 76H71V75H68V77ZM71 76V77H72ZM76 76H77V74H76ZM76 76H75V78H76ZM95 76V75H94ZM105 76H106V74H105ZM122 76V75H121ZM165 76V77H164ZM187 76H184V78L185 77H187ZM196 76V75H195ZM194 76V77H195ZM200 76H202L201 74L199 75V77ZM21 77V76H20ZM38 77V78H39ZM45 77H41V78H44L45 80H46V78ZM53 77H54V74H53ZM56 77V76H55ZM55 77H54V79H55ZM83 77V78H84ZM104 77V76H103ZM103 77H100V79L102 78L103 79ZM107 77V76H106ZM124 77V76H123ZM181 77V76H180ZM183 77V76H182ZM181 77V78H182ZM198 77V78H199ZM202 77H204V76H202ZM209 77V76H208ZM17 78V77H16ZM15 78V79H16ZM29 78V77H28ZM37 78V79H38ZM41 78H39V80H41ZM73 78V77H72ZM99 78V77H98ZM120 78V77H119ZM138 78V77H137ZM150 78V77H149ZM155 79H158L157 78V76H155L154 77ZM205 78V77H204ZM205 78V79H206ZM54 79H52L53 81H54ZM58 79L60 80V77H58ZM78 79V78H77ZM80 79V78H79ZM81 79H82V77H81ZM95 79V81H98V80H96L97 78L95 77L94 78ZM94 79H92V80H94ZM99 79V81H102V80H100ZM192 79V78H191ZM191 79L189 80V81H191ZM194 79V78H193ZM193 79H192V81H193ZM202 79V78H201ZM36 80V79H35ZM34 80V81H35ZM51 80V81H52ZM71 80V79H70ZM73 80H74V78H73ZM82 80H86V78L85 79H82ZM91 80V79H90ZM112 80V79H111ZM116 80V79H115ZM117 80H118V78H117ZM120 80H123V79H121L120 78ZM152 81H153V78L151 79ZM161 80V81H160ZM198 79L196 78V80L193 82V83H195L196 84V81H197ZM10 81V82H9ZM18 81V80H17ZM47 81V80H46ZM50 81V82H51ZM58 81V80H57ZM89 81V80H88ZM88 81H86V82H88ZM145 81V80H144ZM144 81H143V83H144ZM149 81V80H148ZM147 81V82H148ZM151 81V82H152ZM184 81H187V80H184ZM202 81V80H201ZM214 81H217L216 83L214 82ZM8 82H9V85H8ZM40 82V81H39ZM42 82H43V80H42ZM55 82V81H54ZM61 82H63V81H61ZM69 82V81H68ZM70 82H72V81H70ZM73 82H75V81H73ZM85 82V81H84ZM83 82V85H86L85 83ZM94 82V81H93ZM110 82V81H109ZM107 83V84H110V83ZM115 82V81H114ZM114 82H112L113 84H117L116 82L114 83ZM119 82V81H118ZM122 82V81H121ZM132 82V81H131ZM150 82V83H151ZM154 82V81H153ZM155 82H157V80L155 81ZM154 82V84H156ZM157 82V83H158ZM183 83V81L181 80L180 81V83ZM197 82H199L198 84L199 85H201V82L200 81H197ZM204 83H205V81H203ZM214 82V83H213ZM45 82H43V84H44ZM53 83V82H52ZM56 83H59V82H56ZM55 83V84H56ZM89 83H92V81L90 82L89 81ZM103 83V81L101 82V84ZM125 83V82H124ZM136 83V82H135ZM149 83V84H150ZM179 83V82H178ZM188 84H189V82H187ZM192 83V82H191ZM54 84V83H53ZM93 84V83H92ZM112 84V85H113ZM147 85H149L148 83H146ZM175 84L178 86L177 88H179V89H177L176 87H175ZM195 84L194 85H192V84H190L191 86H194V87H196L195 86ZM203 84V83H202ZM14 85H16V84H14ZM13 85V86H14ZM27 85V84H26ZM36 85H38V84H36ZM47 85V84H46ZM80 85V84H79ZM82 85V86H83ZM100 85V84H99ZM105 85V84H104ZM104 85H102V86H104ZM111 85V84H110ZM162 85V88L160 87V86ZM180 85H184V86H186L187 84H186V82L185 83H183V84H180ZM55 86V85H54ZM53 86V87H54ZM56 86H59L58 84L56 85ZM60 86H62V84H60ZM70 86V85H69ZM68 86V87H69ZM75 86V85H74ZM89 86V85H88ZM94 86H97V87H99L97 84L96 85H94ZM102 86H100L101 88H102ZM122 86V85H121ZM124 86V85H123ZM146 86V85H145ZM151 86V85H150ZM155 86H157V85H155ZM189 86V85H188ZM188 86H186V88L188 87ZM204 88H205V85H202ZM201 86V87H202ZM68 87H67V89H68ZM83 87H86V86H83ZM92 87V86H91ZM91 87H88V88H91ZM100 87L99 88H96V90L97 89H100ZM120 87V86H119ZM147 87V86H146ZM149 87V86H148ZM147 87V88H148ZM153 87V86H152ZM152 87H150V88H152ZM190 87V86H189ZM189 87H188V89H189ZM22 88V87H21ZM32 88H34V87H32ZM36 88V87H35ZM52 88V87H51ZM70 88V87H69ZM73 88V87H72ZM107 88V87H106ZM108 88H110L109 86H108ZM116 88V87H115ZM146 88V89H147ZM185 88V87H184ZM186 88L184 89V90H186ZM204 88L201 90L202 92H203V90H204ZM38 89H39V87H38ZM42 89H43V87H42ZM61 89V88H60ZM95 88H92V89H89V91H88V93H91V92H93V90H94ZM110 89H112V88H110ZM110 89H108L109 91L108 92H110L111 90ZM118 89V88H117ZM145 89V88H144ZM156 89V91H157V88H155ZM159 89V90H160ZM188 89H187V91H188ZM190 89H195V91L196 92H198V91H200V89L201 88H199V90L197 91L196 90V88H190ZM197 89H198V86H197ZM69 90H71V89H69ZM82 90V89H81ZM81 90H79L80 92H81ZM84 90V89H83ZM90 90H91V92H90ZM34 91H35V89H34ZM33 91V92H34ZM38 91V90H37ZM59 91V90H58ZM76 91V90H75ZM75 91L74 92H72L75 96L76 95H78V94H76L75 93ZM78 91V93L80 94V92ZM112 93H114V90L112 89ZM146 91V90H145ZM149 91V90H148ZM155 91V90H154ZM153 91V92H154ZM195 91H194V93H193V95L195 94ZM32 92V93H33ZM39 92H42V91H39ZM61 92V91H60ZM66 92V91H65ZM105 92V91H104ZM107 92V90H106V93H108ZM152 92V91H151ZM151 92H148L147 94H149V93H151ZM158 92H160V91H158ZM181 92V91H180ZM179 92V93H180ZM182 92H183V88H182ZM185 93H187L186 95H188V92H186V91H184ZM31 93V94H32ZM35 93H37V92H35ZM86 93V91L84 92V93H81L82 94V96H81V94L80 95H78L77 97L78 98H81V99H84V100H86L87 98L86 97H88V95H87V93ZM111 93V92H110ZM143 93V92H142ZM156 93V92H155ZM155 93H154V95H155ZM184 93V94H185ZM192 93V92H191ZM191 93L189 92V95L187 96V98H185L186 99V103H188L189 101H193V104H194V107H197V103L195 104V101L196 100H198V99H200L198 96H196V97H198V99H193L192 98V96H191ZM200 93V92H199ZM14 94V93H13ZM29 94V93H28ZM27 94V95H28ZM31 94H29V95H31ZM44 94H46V93H44ZM44 94H43V96H44ZM71 94V93H70ZM95 94V93H94ZM120 94V93H119ZM118 94V95H119ZM145 94V93H144ZM11 95V94H10ZM9 95V96H10ZM39 94H37L36 96H38ZM48 95V94H47ZM91 95H92V93H91ZM157 96H159L158 95V93L156 94ZM155 95V96H156ZM170 95V96H169ZM175 95H178L179 96V98L180 99H182V101H179L180 103L181 102H183V98H184V96H183V98H181L180 97V95L179 94H177V93H175ZM8 96V95H7ZM8 96V97H9ZM16 96V95H15ZM32 96H34V94L32 95ZM42 96V97H43ZM57 96V95H56ZM63 96V95H62ZM67 96H69V95H67ZM89 96H90V94H89ZM108 96V95H107ZM110 97H108V98H112L111 97V95H109ZM141 96V95H140ZM149 96H150V94H149ZM151 96H153V94H151ZM178 96H176V97H178ZM181 96H182V94H181ZM202 96V95H201ZM17 97V96H16ZM72 97V96H71ZM70 97V98H71ZM93 97V99H94V96H92ZM114 97V96H113ZM142 97V96H141ZM140 97V98H141ZM145 97V96H144ZM173 97H175V96H173ZM203 97V96H202ZM206 97V96H205ZM5 98V97H4ZM13 98V97H12ZM35 98V97H34ZM40 98H41V96H40ZM78 98H76V99H78ZM89 98V97H88ZM108 98H106V99H108ZM139 98V99H140ZM147 97H145V99H146ZM160 99H161V97H159ZM157 99V100H160V99ZM163 98H162V100H160V102H159V104L161 105V101L163 102ZM206 98H208V96L206 97ZM10 99V98H9ZM33 99V98H32ZM66 99V98H65ZM92 99V98H91ZM92 99V100H93ZM105 99V100H106ZM142 99V98H141ZM140 99V100H141ZM149 99V98H148ZM169 99V98H168ZM184 99V100H185ZM201 99H203V98H201ZM8 100V99H7ZM11 100V99H10ZM9 100V101H10ZM34 100V99H33ZM95 100V99H94ZM112 100H114L113 98L111 99V101ZM150 100V99H149ZM154 100V99H153ZM205 100V99H204ZM204 100L203 101H199L198 103H203L204 102ZM206 100H208V99H206ZM205 100V101H206ZM14 100L12 99V102H13ZM51 101V100H50ZM78 101H80V100H78ZM81 101H83V100H81ZM80 101V104L81 103H83V102H81ZM87 101H89L88 99H87ZM104 101V100H103ZM107 101V100H106ZM109 101V100H108ZM144 101H146V100H144ZM144 101H141V102H144ZM152 101V100H151ZM168 101V100H167ZM167 101H165L164 103H166ZM172 101V102H171ZM178 101V100H177ZM176 100H175V102H177ZM210 101V100H209ZM43 102H44V100H43ZM76 102L77 101H75V104H76ZM96 102V101H95ZM148 100H147V102H145L146 104H148ZM179 102H178V104H179ZM197 102V101H196ZM7 103H9L10 104V102H8L7 101ZM20 103V102H19ZM57 103V102H56ZM79 103V102H78ZM86 103H88V102H86ZM92 104H95L93 101L91 102ZM111 103H115V102H111ZM118 103V102H117ZM126 103H128V102H126ZM130 103V102H129ZM128 103V104H129ZM132 103V102H131ZM154 103V102H153ZM190 103V102H189ZM205 103V102H204ZM208 103V102H207ZM206 103V104H207ZM29 104V103H28ZM27 104V105H28ZM54 104V103H53ZM83 104H85V102L83 103ZM124 104V103H123ZM154 104H156V103H154ZM159 104H157V105H159ZM67 105V104H66ZM72 105V104H71ZM103 105H104V103H103ZM150 105V104H149ZM162 105V106H163ZM174 105H175V103H174ZM174 105H173V108H175L174 107ZM177 105V104H176ZM180 105H182V104H180ZM186 105V104H185ZM187 105H190V104H187ZM200 105V104H199ZM198 105V106H199ZM205 105V104H204ZM208 105V104H207ZM206 105V106H207ZM7 106V105H6ZM12 105L10 104V106L9 107H11ZM17 106V105H16ZM88 106H91V104H87V107ZM95 106L96 105H94V107L93 108H95ZM112 106V105H111ZM138 106H141L140 104L138 105ZM148 106V105H147ZM147 106H143V110L147 107ZM162 106H160V107H162ZM191 106V105H190ZM13 107V108H12ZM11 108H12V110H14V107L15 106H12ZM75 107V106H74ZM128 107H131L132 108V106H130V104H129V106ZM177 107H179L178 105H177ZM185 107H187V106H185ZM184 107V105H183V107L181 108V109H184L185 108ZM2 108H1V110H2ZM7 108H8V106H7ZM19 108V107H18ZM59 108H61L60 106H59ZM59 108H58V110H59ZM69 107H67V109H68ZM93 108H92V110H93ZM99 108V107H98ZM108 108V107H107ZM110 108V107H109ZM111 108H113V107H111ZM137 108V107H136ZM135 108V109H136ZM147 108H150V106H148ZM154 108V107H153ZM190 108V107H189ZM189 108H185L184 110H182V111H189L188 112V114H189V116H192V113H190V110H188ZM192 108V107H191ZM10 109V108H9ZM9 109H7L8 111H10ZM17 109V108H16ZM51 109V108H50ZM55 109V108H54ZM66 109V110H67ZM72 109V108H71ZM77 109H80V107L78 106L77 107ZM77 109H75V110H77ZM88 109H89V107H88ZM106 109V108H105ZM130 109V108H129ZM139 109H141V108H139ZM152 109V108H151ZM150 109V110H151ZM155 109V108H154ZM178 109V108H177ZM200 109H202V110H200ZM5 110V112L4 111H2L3 112V114L2 115H4V113H6V108L4 109ZM23 110V109H22ZM31 110V109H30ZM37 110V109H36ZM61 110V109H60ZM69 110V109H68ZM67 110V111H68ZM75 110H74V113H77V112H79L78 110H77V112H75ZM85 110V109H84ZM97 110H99V109H97ZM96 110V108H95V111H97ZM101 110V109H100ZM102 110H104V108L102 109ZM107 110V109H106ZM118 110V109H117ZM134 110V109H133ZM133 110H132V113H133ZM146 110V109H145ZM149 110V111H150ZM171 110H173L174 111V114L176 115V113L175 112H177V111H175L174 109H171ZM170 110V111H171ZM180 110V109H179ZM7 111V112H8ZM41 111H42V109H41ZM40 111V112H41ZM63 111V110H62ZM62 111H60V113L62 112ZM65 111V110H64ZM81 109H80V113L79 114H77L80 118L81 117H83V116H80V114H81ZM87 112H88V110H86ZM85 111V112H86ZM105 111V110H104ZM104 111H102V112H104ZM114 111V110H113ZM119 111V110H118ZM130 111V110H129ZM142 111V110H141ZM155 112H156V109L154 110ZM169 111V112H170ZM173 111H171V112H173ZM181 111V110H180ZM11 112H13V111H11ZM30 112V111H29ZM57 112V111H56ZM69 112L71 113V111L69 110ZM84 112V111H83ZM100 112V111H99ZM135 112V111H134ZM144 112V111H143ZM152 112H153V109H152ZM152 112H151V114H152ZM154 112V113H155ZM186 112V113H187ZM44 113V112H43ZM46 113V112H45ZM45 113H44V116H45ZM58 113V112H57ZM69 113V114H70ZM93 114L95 113L96 114V112H92ZM98 113V112H97ZM120 113V112H119ZM129 113V112H128ZM139 113H141V114H143L142 112H140L139 111ZM148 112H146V113H144V114H147ZM156 113H158V111L156 112ZM155 113V114H156ZM184 114V112H182V114L183 115H187V114ZM11 114L12 113H10V114H7V116H8V118H10V116H11ZM66 114H68L67 112L64 114L65 116H66ZM71 114H73V113H71ZM89 114H91L90 112H89ZM93 114H91V115H93ZM104 114V113H103ZM109 114V113H108ZM134 114V113H133ZM133 114H131L132 116H133ZM136 114V113H135ZM134 114V115H135ZM138 114V113H137ZM150 114V112L148 113V115H151ZM155 114H153V116L155 115ZM172 113H170V115H171ZM179 114V113H178ZM191 114V115H190ZM197 114V115H196ZM1 115V116H2ZM6 115V114H5ZM13 115V114H12ZM52 115V114H51ZM60 115V114H59ZM61 115H63V114H61ZM74 115V114H73ZM72 115V116H73ZM102 115V114H101ZM162 115V116H161ZM163 115H165V116H163ZM180 116V117H182V119H183V117L184 116ZM48 116V115H47ZM69 115H67V117H68ZM71 116V115H70ZM74 116H76V115H74ZM96 116H98V114L96 115ZM95 115L94 116H92V117H96ZM105 116H107L106 115V113H105ZM122 116V115H121ZM138 116V115H137ZM137 116H135L136 118H137ZM145 116V115H144ZM173 116V115H172ZM198 116V117H199ZM3 117V116H2ZM12 117V116H11ZM16 117V116H15ZM11 118L12 120H14L15 119V123H17L16 122V118ZM57 117H58V115H57ZM61 117L63 118V116H60L59 118H60V121H61ZM120 117V116H119ZM128 117V116H127ZM142 117V116H141ZM152 117V116H151ZM164 117V118H163ZM175 117V116H174ZM179 117V116H178ZM194 116H192V118H193ZM50 118H52V116L50 117ZM66 118V117H65ZM72 119H73V117H71ZM74 118H77L78 119V117H74ZM87 118H91V116H87ZM129 118V117H128ZM130 118H132L131 116H130ZM136 118H133V119H135L136 121H137V119L139 118V116H138V118L136 119ZM147 117H144L143 119H146ZM154 118L156 119V117L154 116ZM184 118H190V117H184ZM192 118H190V120H192ZM48 119V118H47ZM55 119H57V121H59L58 120V118H55ZM69 119H70V117H69ZM101 119V118H100ZM172 119V118H171ZM63 120V119H62ZM71 120V119H70ZM69 120V121H70ZM74 120V119H73ZM73 120H72V122H73ZM79 120V119H78ZM81 120V119H80ZM91 120V119H90ZM128 120V119H127ZM147 120H149V117H148V119ZM146 120V121H147ZM181 120V119H180ZM188 121H189V119H187ZM6 121H8V120H6ZM26 121H28V120H26ZM75 121V120H74ZM98 121V120H97ZM120 121V120H119ZM126 121V120H125ZM145 121V122H146ZM155 121V120H154ZM154 121H153V124H154ZM176 121H177V117H176ZM183 121H184V119H183ZM29 122V121H28ZM68 122V121H67ZM83 122V121H82ZM139 122H143V120L141 121V119L139 120ZM148 122V121H147ZM149 122H151V121H149ZM1 123V122H0ZM2 123H3V121H2ZM7 123V122H6ZM6 123H4L5 125H7L8 126V128L10 129H7V130H9V131H7L6 130V132H5V130H4V132H5V136H6V138H5V142L7 143V145H6V147L8 146L10 149H11V152L8 154V156H10L11 157V155L13 156V158H14V154L16 155V156H18V150H20V152H19V155L20 154H22L23 152H21V151H23L24 149H22L21 150V148H17V143H18V138L17 139H15L14 138V133L16 132L15 130H17V128H18V126L16 127V129L15 130H13L12 128H15V125L11 122V121H8V123L6 124ZM36 123V122H35ZM59 123V122H58ZM89 123V122H88ZM120 123V122H119ZM3 124V125H4ZM23 124V123H22ZM21 124V125H22ZM25 124V123H24ZM26 124H27V122H26ZM37 124V123H36ZM132 124V123H131ZM143 124V123H142ZM146 124V123H145ZM149 125L151 124V123H148ZM148 124H146V125H144V127L145 126H147ZM157 124V123H156ZM161 124V125H162ZM186 124L187 123H185V125L182 123V125H184V127L186 126ZM194 124V125H193ZM3 125H2V127H3ZM4 125V126H5ZM65 125H67V124H65ZM68 125H69V123H68ZM77 125H78V123H77ZM80 125V124H79ZM100 125V124H99ZM133 125V124H132ZM139 125V124H138ZM137 125V123L135 124L134 123V127L135 126H137V127H139ZM160 125V124H159ZM181 125V127H182V129L184 128L183 126ZM1 126V125H0ZM14 126V127H13ZM19 126H20V124H19ZM23 126V125H22ZM62 126V125H61ZM70 126V125H69ZM72 126V125H71ZM73 126H74V124H73ZM75 126H76V123H75ZM103 126V125H102ZM128 126H129V124H128ZM153 127H154V125H152ZM151 126V127H152ZM165 126V127H166ZM188 126V125H187ZM186 126V127H187ZM6 127V126H5ZM4 127V128H5ZM32 127V126H31ZM77 127V126H76ZM83 127V126H82ZM130 127H132V126H130ZM135 128L136 130L135 131H137V132H139V133H141L142 131H144V130H141V129H144V127L143 128H141V129H139L138 130V128ZM141 127V126H140ZM149 127V126H148ZM148 127H147V129H148ZM151 127H149V128H151ZM73 128V131L75 130L74 129V127H71L70 129H72ZM78 129H79V127H77ZM156 128H159L157 125L155 126V129ZM160 128H163V126H160ZM159 128V129H160ZM191 129V127H188L187 129ZM3 129V128H2ZM25 129V128H24ZM23 129V131H25ZM34 129V128H33ZM33 129H31V130H33ZM37 129V128H36ZM35 129V130H36ZM69 129V128H68ZM67 129V130H68ZM77 129V130H78ZM130 129V128H129ZM133 129V131H134V128H132ZM186 129V128H185ZM20 129H18V131H19ZM27 130V129H26ZM28 130H29V128H28ZM42 130V129H41ZM46 130V129H45ZM75 131V133L77 132L78 133V131ZM82 130V129H81ZM84 130V129H83ZM149 130V129H148ZM154 130V129H153ZM157 130V129H156ZM163 130V129H162ZM161 130V131H162ZM164 130H165V128H164ZM1 131V130H0ZM72 131V132H73ZM145 131H147V130H145ZM144 131V132H145ZM150 131H151V129H150ZM161 131H159V132H161ZM166 131V130H165ZM179 131V132H178ZM4 132H3V134H4ZM20 133H21V131H19ZM29 132H30V130H29ZM67 132V131H66ZM70 132V131H69ZM84 132V131H83ZM136 132V133H137ZM143 132V133H144ZM153 133H154V131H152ZM156 132V131H155ZM164 132V131H163ZM194 132V131H193ZM41 133V132H40ZM46 133V132H45ZM79 133H80V130H79ZM147 134H151V132H149V131H147L146 132ZM3 134H2V132H1V134H0V136H3ZM16 134V133H15ZM34 134V133H33ZM61 134V133H60ZM142 134V133H141ZM146 134V135H147ZM19 135V134H18ZM29 135V134H28ZM51 135V134H50ZM71 135V134H70ZM75 135V134H74ZM73 135V136H74ZM80 135V134H79ZM98 135V134H97ZM135 135V134H134ZM138 135H140V134H138ZM145 135V134H144ZM145 135V136H146ZM154 135H156V133H154ZM153 135V136H154ZM5 136H3V137H1V138H4ZM37 136V135H36ZM49 136V135H48ZM66 136V135H65ZM140 136H142V135H140ZM149 136V135H148ZM45 137H46V135H45ZM45 137H43V138H45ZM68 137H72V136H68ZM152 136L150 135V138H151ZM161 137V136H160ZM159 137V139L161 140V138ZM29 138V137H28ZM33 138V137H32ZM60 138H61V136H60ZM69 138V139H70ZM155 138V137H154ZM26 139V138H25ZM24 139V140H25ZM46 139V138H45ZM45 139H43L45 142L47 141H50V140H45ZM68 139V138H67ZM148 139V138H147ZM153 139V138H152ZM157 139V138H156ZM0 140H2L3 141V139H0ZM20 140H21V138H20ZM19 140V141H20ZM27 140V139H26ZM30 140H31V138H30ZM30 140H28V141H30ZM39 140V139H38ZM38 140H36V141H38ZM42 140V139H41ZM65 140V139H64ZM40 141V140H39ZM38 141V142H39ZM63 141V140H62ZM127 141V140H126ZM146 141V140H145ZM152 141V140H151ZM150 141V142H151ZM155 141V140H154ZM31 142V141H30ZM33 142V141H32ZM34 142H35V140H34ZM46 142V143H47ZM51 142V141H50ZM49 142V144L52 146V144H54L53 142H51L50 143ZM69 142V141H68ZM149 142V141H148ZM149 142V143H150ZM160 142H156V143H160ZM21 143V142H20ZM23 143V142H22ZM29 143V142H28ZM40 144H41V142H39ZM57 143H59L58 141H57ZM72 143V142H71ZM79 143V142H78ZM148 143V144H149ZM154 143V142H153ZM155 143V144H156ZM19 144V143H18ZM26 144H27V142H26ZM36 144V143H35ZM48 144V143H47ZM132 144V143H131ZM152 144V143H151ZM151 144H149V145H151ZM20 145V144H19ZM23 144H21V146H22ZM29 145V144H28ZM38 145V144H37ZM45 145V144H44ZM49 145V148L51 147ZM134 145V144H133ZM160 145V144H159ZM1 146V145H0ZM5 146V145H4ZM20 146V147H21ZM58 146V145H57ZM64 146V145H63ZM63 146H61V147H63ZM71 146L72 145H70V148H71ZM73 146H74V144H73ZM89 146V145H88ZM135 146V145H134ZM158 146V145H157ZM157 146H155L156 147V149H158L157 148ZM1 147H3V146H1ZM27 147V146H26ZM25 147V148H26ZM45 147V146H44ZM46 147H48V146H46ZM46 147L45 148H43V149H46ZM52 147H56L55 145H53ZM60 147V148H61ZM69 146H67V148H68ZM113 147V146H112ZM138 147V146H137ZM148 147V146H147ZM151 147V146H150ZM23 148V147H22ZM36 148H38V147H36ZM73 148V147H72ZM79 148V147H78ZM93 148V147H92ZM159 148H160V146H159ZM1 149H3L2 151H4L5 149L4 148H1ZM0 149V150H1ZM14 149L16 150V153H15V151H14ZM27 149V148H26ZM42 149V150H43ZM56 149H57V147H56ZM65 149H66V147H65ZM98 149V148H97ZM147 149V148H146ZM59 150H61V149H59ZM62 150H64V148L62 149ZM70 150V149H69ZM102 150V149H101ZM151 150V149H150ZM161 149H159V151H160ZM162 150H161V153H162ZM2 151H0V153L2 152ZM6 151V150H5ZM34 151V150H33ZM49 150H47L46 149V152H48ZM53 151H56L55 150V148H54V150ZM71 151H72V149H71ZM70 151V152H71ZM158 150H157V154H158V152H159ZM30 152H32V151H30ZM28 153L27 155H28V157H30L29 155L31 154V153ZM57 152V151H56ZM56 152H55V154H56ZM62 152V151H61ZM75 152V150L73 151V153ZM117 151H115V153H116ZM130 152V151H129ZM144 153H146L145 152V150L143 151ZM3 153V152H2ZM7 153V151L6 152H4V154H6ZM35 153H36V151H35ZM34 153V154H35ZM42 153H43V151H42ZM63 153H64V151H63ZM66 153V152H65ZM78 153V152H77ZM101 153V152H100ZM130 153H132V152H130ZM135 153V152H134ZM148 153V152H147ZM4 154H1L2 156L4 155ZM11 154V155H10ZM33 154V153H32ZM34 154H33V159L32 158H30V159H32L33 161L35 160V158H34ZM38 154V153H37ZM48 154V153H47ZM50 154V153H49ZM54 154V153H53ZM54 154V155H55ZM57 154H58V152H57ZM59 154H61V153H59ZM58 154V155H59ZM67 154V153H66ZM76 154V153H75ZM155 154V153H154ZM0 155V158L2 157ZM26 155V156H27ZM51 155L52 154H50L49 155V158H48V155H46L47 156V158L48 159H50L51 158ZM64 155V154H63ZM69 155H70V153H69ZM129 155H131V154H129ZM128 155V157L130 158V156ZM37 156V155H36ZM35 156V157H36ZM40 156V155H39ZM43 156V155H42ZM68 156V155H67ZM117 156V155H116ZM135 156H136V153H135ZM144 156V155H143ZM147 156V155H146ZM145 156V157H146ZM148 156H149V154H148ZM158 156V155H157ZM5 157H6V155H5ZM5 157H3L2 159L3 160H6V159H8V158H5ZM9 157V159H11L10 161H11V163H14V165L13 166H17L18 164H20V162L19 161H17V162H19V163H17L16 162V160H15V162H12L13 160H12V158H10ZM19 157V156H18ZM53 157V156H52ZM55 157V156H54ZM53 157V158H54ZM59 157H61L60 155L58 156V158ZM66 157V156H65ZM69 157V156H68ZM70 157H72V158H74L73 157V155L71 156L70 155ZM69 157V158H70ZM91 157V156H90ZM96 157V156H95ZM109 157H111V156H109ZM132 158H133V155L131 156ZM144 157V158H145ZM17 160L19 159L20 160V158H17V157H15ZM22 158H25V157H23L22 156ZM37 158H38V156H37ZM40 158V157H39ZM53 158H52V160H53ZM56 158V157H55ZM57 158V159H58ZM62 158H64V156H62ZM61 158V159H62ZM69 158L67 159V160H69ZM71 158V159H72ZM130 159V160H134V159H136V158H133V159ZM148 158H150V157H148ZM147 158V159H148ZM156 158V159H157ZM26 159V158H25ZM28 159V158H27ZM43 159H44V157H43ZM61 159L58 161V160H56L57 161V163L58 162H61ZM66 159H65V161H66ZM76 159V158H75ZM113 159H114V157H113ZM125 159V161H126V158H124ZM157 159V160H158ZM24 160V159H23ZM23 160L21 159V162L23 163ZM63 160V159H62ZM78 160V159H77ZM116 160H117V163H116V161H114V163L115 164H113V165H116V166H118V167H116V166H114L113 167V169H114V171H117V173H119L120 174V172L122 171V170H120V168H123V174L125 173V174H127V172L125 171V168L126 169H128L129 168V166H130V164H131V161H130V164H129V162L127 163V162H124L123 161V157L121 156V159L119 160V158H118V156H117V158H116ZM122 160V162H118V161H121ZM129 160V159H128ZM1 161V160H0ZM8 163L10 162V161H8V160H6ZM6 161H5V163H6ZM26 163H27V161H28V163H30L29 161L30 160H24ZM31 162V163H33V164H31V165H33V166H31L30 164H28L29 166H31V168H33L34 167V163L35 162ZM37 161H39V159H37L36 160V162ZM45 160H43V161H39V163L41 164V162H44ZM64 161V160H63ZM64 161V162H65ZM73 161H75V160H73ZM95 161V160H94ZM94 161H92V162H94ZM135 161H137V159L135 160ZM139 161H142V160H139ZM138 161V162H139ZM3 162V161H2ZM54 162V161H53ZM53 162L51 163V161H50V163L51 164H53ZM68 162V161H67ZM105 162V161H104ZM110 162H112V160L110 159ZM126 163V164H129V166H125V164H124V166H123V164H121V163ZM137 162V163H138ZM146 162V161H145ZM7 163V164H8ZM17 163V164H16ZM38 163V162H37ZM46 163V162H45ZM69 163V162H68ZM95 163H96V165L95 164H93L92 166L94 167L93 168V170L95 171V168H96V170H99V173H100V169H98L96 166H97V163H98V161L96 160L95 161ZM133 163H135V162H132V164ZM139 163H141V162H139ZM1 164V163H0ZM54 164H56V163H54ZM76 164V163H75ZM92 164V163H91ZM120 164L122 165V166H120ZM143 162L140 164V165H142L143 166ZM146 164V163H145ZM3 165H5L4 164V162H3V164L2 165H0V167L1 168H3ZM27 165V166H28ZM39 165V164H38ZM38 165H35V166H38ZM50 165V164H49ZM63 165H65V164H63ZM74 165V164H73ZM134 165H137V164H134ZM139 165V164H138ZM138 165H137V167H138ZM7 166V165H6ZM9 166L11 167L12 165L11 164H9ZM43 166V165H42ZM41 166V167H42ZM57 166H61V164H57ZM68 166H69V164H68ZM68 166H67V168H68ZM119 166H120V168H119ZM5 167V166H4ZM136 167V166H135ZM153 167V166H152ZM155 167V166H154ZM0 168V169H1ZM6 168V167H5ZM22 168H26V167H23L22 166ZM29 168L30 167H28L27 169L29 170ZM30 168V169H31ZM40 168V167H39ZM39 168H37V170L35 171V169H36V167H35V169L33 168L32 170H33V172L35 171V172H37L38 173V170H39ZM130 168V169H131ZM139 168V167H138ZM142 168V167H141ZM10 169V168H9ZM9 169L7 170V168H6V170L8 171L7 173H8V176H6V177H10L9 176V172L11 173V170L12 169H10V171H9ZM26 169V170H27ZM61 169H63L62 167H61ZM74 169V168H73ZM90 169V168H89ZM113 169L111 170L112 172L111 173H113ZM153 169V168H152ZM2 170V169H1ZM0 170V172H2V173H0V175L1 174H4L5 172H6V170H4V171H1ZM22 170V169H21ZM25 170V171H26ZM27 170V171H28ZM45 170H46V168H45ZM64 170H66V168L64 167ZM136 170V169H135ZM149 170H150V168H149ZM12 171H14V170H12ZM29 171H31V170H29ZM41 171V170H40ZM39 171V173H40V175H42V173L43 172H40ZM51 171V170H50ZM57 171V170H56ZM59 171H62V170H59ZM93 171V172H94ZM146 171V172H147ZM19 173V176L21 177V179L22 178H24V180L23 181H21V183L22 182H24L25 180H26V178H28V175H27V173L26 172H24L23 170H22V172H20V171H18ZM26 173V174H24L23 176H22V173ZM32 172V171H31ZM34 172V173H35ZM45 172H46V174H45ZM68 172V171H67ZM95 172H97L98 173V171H95ZM94 172V173H95ZM138 172V171H137ZM145 172V171H144ZM7 173H5V175L7 174ZM17 173V172H16ZM13 174V175H15L14 176V178L13 179H16L17 177L19 178V176H18V174ZM37 173L35 174V175H37ZM53 173V172H52ZM52 173H50V174H52ZM66 172H64V174H65ZM70 173V172H69ZM79 173V172H78ZM96 173V174H97ZM98 173V174H99ZM101 173H102V171H101ZM117 173H116V175H117ZM21 174V175H20ZM28 174H29V172H28ZM44 175H47V170L46 171H44V173H43ZM121 174H122V172H121ZM123 174H122V176H123ZM12 175V174H11ZM17 175V176H16ZM30 175V177L29 178H31V175L32 174H29ZM73 175V174H72ZM111 175V174H110ZM113 175V174H112ZM139 175V174H138ZM146 174H144V176H145ZM147 175H148V173H147ZM38 176V175H37ZM50 176V175H49ZM48 176V178H47V176H46V180L48 181V180H50V179H52V178H55V180H56V177H58L59 176V174H58V176H56V175H53L52 176V178L51 177H49ZM68 176V175H67ZM71 176V175H70ZM73 176H75V175H73ZM77 176V175H76ZM79 176H81V175H79ZM99 176V175H98ZM114 176V175H113ZM125 177H127L126 175H124ZM3 176H1L0 178H2ZM35 176H33L32 178H34ZM60 177V176H59ZM81 177H83V176H81ZM80 177V178H81ZM105 177H106V182H104V179H105ZM115 177V176H114ZM119 177V176H118ZM118 177H117V179H118ZM135 177H138V176H136V174H135ZM18 178H17V180H18ZM36 178V177H35ZM62 178V177H61ZM68 178V177H67ZM122 178V177H121ZM131 178V179H132ZM3 179H5L4 177H3ZM2 179V180H3ZM20 179V180H21ZM38 179V178H37ZM36 179V180H37ZM41 179V178H40ZM42 179H45V177H43ZM42 179L41 180H39L40 181V185L38 186L37 185V187H36V185H35V182L33 181V179L30 181V183L31 184H33L32 186L35 188H37L38 190H39V188H43V190H44V187H45V184L43 183V181H42ZM108 179V180H107ZM123 179V178H122ZM141 179H143V178H141ZM1 180V179H0ZM6 180V179H5ZM8 180H12V178L11 179H8ZM45 180V181H46ZM79 180V179H78ZM19 181V180H18ZM17 181V182H18ZM33 181V182H32ZM38 181V182H39ZM44 181V182H45ZM46 181V182H47ZM59 181V180H58ZM75 181H76V179H75ZM113 181V180H112ZM111 181V182H112ZM119 181H120V179H119ZM5 182V183H4ZM3 183H4V185L6 184V185H8L6 182H7V180L6 181H4ZM16 182V183H17ZM43 183V185H41L42 183ZM52 182H54L53 180H52ZM52 182L51 183H49L50 185H52ZM57 182V181H56ZM62 181H59V182H57V186L58 185H60V183H61ZM78 182V181H77ZM79 182H81V181H79ZM84 182V181H83ZM97 182V181H96ZM115 182H116V180H115ZM115 182H114V184H115ZM3 183H0L1 185H3ZM26 183V182H25ZM59 183V184H58ZM14 183H12L11 185H13ZM20 182H18V185L17 184H15L16 185V188H14L13 186H11L10 185V187H13L14 188V191H15V189H17V186L19 187L20 185ZM37 184V183H36ZM62 184V183H61ZM74 184H76V183H74ZM114 184H112V187H113V185ZM142 184V186H140ZM6 185H5V189L7 188L6 187ZM14 185V186H15ZM35 185V186H34ZM46 185H48V184H46ZM55 185H56V183H55ZM54 185V186H55ZM68 185H69V183H68ZM81 186L83 185V184H80ZM108 185H109V183H108ZM107 185V186H108ZM24 186H25V188H24ZM23 187H21V189L22 188H24V190L23 191H34L33 189L32 190H30L31 188H32V186H30V184H29V186L31 187V188H29V187H27V184H25ZM41 186V187H40ZM63 185H61V187H62ZM76 186V185H75ZM80 186V187H81ZM138 186V187H137ZM8 187H9V185H8ZM9 187V188H10ZM39 187V188H38ZM61 187H58V188H61ZM76 187H79V186H76ZM79 187V188H80ZM103 187H105V188H103ZM111 186L109 185V188H110ZM0 188H1V186H0ZM8 188V189H9ZM20 188V187H19ZM26 188H29V189H27V190H25ZM42 188L40 189L41 191H43L42 190ZM2 189V188H1ZM1 189H0V192H1ZM5 189H3L5 192L8 190H5ZM51 189V188H50ZM55 189V188H54ZM56 189H57V187H56ZM108 189V188H107ZM115 189V188H114ZM138 189H142L143 190V192L141 193V195H140V200H139V198H138V194H140L138 191ZM11 190H13L12 188L10 189V191ZM18 190V189H17ZM38 190H36L37 191V193L38 194H40L41 196H49L50 197V194H51V192H50V194H47V191L49 190V189H47V188H45V190H47V191H45V192H41V191H39V192H41V193H39L38 192ZM52 190V189H51ZM51 190H49V191H51ZM61 190V192H62V190H65V189H60ZM89 190V189H88ZM122 190V189H121ZM3 191V192H4ZM19 191V192H18ZM17 191V193H19V195H21V197H18L19 195H17V193H16V195H15V197L17 196V198H19V199H21V201L23 202V200H22V196L24 197L25 196V194L27 195V196H25V197H29L30 198V195H31V193L32 192H26L24 195L23 194H21L20 192H21V190H18ZM22 191V192H23ZM36 191H34V193L36 192ZM48 191V192H49ZM59 192V190H55V192L56 193H58ZM87 191V190H86ZM108 191H109V193H108ZM5 192H4V194H5ZM8 192H9V190H8ZM16 192V191H15ZM30 194L29 196H28V194ZM55 193V194H56ZM64 193H65V191H64ZM64 193L62 192V194L61 193H58V194H53L50 198L51 199H49L48 198V196L47 197H45V201H43L44 203H46L47 202V200H49L48 202H47V205L45 204V209H44V211L45 212H48V216H49V211H47L50 207H52V202L50 201V200H53V202H55V205L56 206H54V204H53V207L55 208V207H59L60 206V208L62 207L63 209H65V211H66V209L68 208H70L71 207V205H70V201H69V199H68V197H70V196H68V195H66V196H68V197H66L65 195H64ZM104 193H106V195L104 194ZM126 193V194H125ZM0 194H2V193H0ZM10 195H13V194H15V193H13L12 192V194L11 193H9ZM8 193H7V195H9ZM86 194V195H87ZM32 195H33V193H32ZM32 195H31V197H32ZM40 195H38L36 198L37 199H35L34 198V196H36V193L33 195V197H32V199L34 198L35 199V201L36 200H38L39 199V201H41L40 199H42V198H39V197H41ZM84 195V194H83ZM128 196L127 197V200H123V198H122V196ZM2 196H3V194H2ZM43 196V197H44ZM4 198L3 199H5L4 201H3V205H4V203H5V201H6V196H3ZM13 196H11L10 197V199L12 198ZM24 197V198H25ZM1 198V197H0ZM8 198V197H7ZM14 198V197H13ZM13 198H12V200H13ZM46 198H48V199H46ZM71 198V197H70ZM82 198V197H81ZM32 199H30V200H32ZM44 199V198H43ZM129 199V200H128ZM29 200V201H30ZM82 200V199H81ZM1 201H2V199H1ZM14 201V200H13ZM38 201V203H39V205L41 206V203H43L42 201H41V203ZM83 201V202H84ZM8 204H9V198H8ZM7 202H6V204L5 205H7ZM10 202H12V201H10ZM15 202H17V201H15ZM15 202H12L13 204H9V206H12V208H13V210H14V206L16 207V205H14V204H16ZM34 202V200L32 201V203ZM49 202H51V204L49 203ZM18 203V202H17ZM25 203V202H24ZM27 203V202H26ZM25 203V204H26ZM36 203V202H35ZM58 205H57V204ZM2 204V203H1ZM20 204H21V202H20ZM20 204H18L17 205V208L19 207L20 208ZM31 203H29V206H30V208H29V206H28V203L26 204L27 205V207L29 208V209H31V207H35V205H36V207H37V204H35L34 205V203H33V206H32V204L30 205ZM51 205V206H49L48 207V205ZM2 205V206H3ZM5 205L3 206V207H5ZM21 205H24L23 203L21 204ZM39 206V208H40V210L38 211L39 212V214L37 215V214H35V215H32L33 213H30L31 215L30 216H32V217H30L29 216V218H30V220H31V218H33L34 216H35V218L37 217V216H39V215H41V212H42V209L44 208V206H43V204H42V206L40 207ZM76 206V205H75ZM23 208L24 207H26V206H22ZM21 207V208H22ZM26 207V208H27ZM35 207V208H36ZM48 207V209L46 210V208ZM0 208H1V205H0ZM6 208V207H5ZM10 207H8V209H9ZM18 208V209H19ZM22 208V212L24 213V210H25V212L26 211H29V209L28 210H26L25 208L23 209ZM52 209V210H54V212H57V210H58V213L57 214H54V212H53V214L54 215H56V218H57V220H58V214H61V213H63L64 211H63V209H61L63 212H61V213H59V211H60V208L59 209H57L56 211H55V209ZM78 208V207H77ZM4 209V208H3ZM2 209V210H3ZM16 209V208H15ZM34 209V208H33ZM37 209H38V207L36 208V211H37ZM51 209V208H50ZM72 209H75V208H72ZM10 210V209H9ZM9 210H7V211H9ZM17 210V209H16ZM15 210V212H17ZM70 210V209H69ZM69 210H67V215L69 214ZM76 210H80V209H76ZM75 210V211H76ZM83 210H84V213H83ZM0 211H1V209H0ZM7 211L5 212V210H4V213H7ZM35 211V209L33 210V212ZM51 211V210H50ZM92 211V212H93ZM9 212H11V210L9 211ZM9 212L7 213L8 215H9ZM14 212V211H13ZM13 212H12V214H13ZM21 212V213H22ZM32 212V211H31ZM72 212V211H71ZM74 212V211H73ZM94 212H93V214H94ZM3 213V214H4ZM18 213H19V211H18ZM20 214V216L21 217H23L25 214ZM28 213V214H29ZM44 215H47V214H45L44 212H42ZM78 213V212H77ZM87 213V212H86ZM89 213H91V212H89ZM1 214V213H0ZM1 214V216H0V219H1V217H2V220H4L6 223L5 224H7V223H11V224H13L12 222H14V223H16L14 220L16 219L15 218V216L16 217H18L19 218V214H18V216H17V214L16 213H14V216H12V214L10 215V217L7 215V214ZM42 214V215H43ZM52 214V211H51V213H50V215H53ZM3 215V216H2ZM5 215H7V216H5ZM41 215V216H42ZM54 215H53V218H54ZM63 215V214H62ZM89 215H92V213L91 214H89ZM89 215H87V216H89ZM14 218H12V217ZM25 216H27V214L25 215ZM64 216H66V215H64ZM70 216H72L71 214H70ZM70 216H68L70 219H71V217ZM76 216H78L77 214H76ZM84 216H86V214L84 215ZM87 216L85 217V218H87ZM248 216V217H247ZM40 217V216H39ZM52 217V216H51ZM51 217H47V218H51ZM60 217L61 216H59V219H60ZM92 216H90V218H91ZM95 217V218H96ZM252 218V220H250V221H252L250 224H253V225H251V226H242V221H243V223L245 224V220H247L248 218ZM27 218V217H26ZM38 218V217H37ZM67 218V217H66ZM66 218H64V220L66 219ZM73 218H74V216H73ZM76 218V217H75ZM82 218H84V217H82ZM89 218V217H88ZM102 218V217H101ZM110 218V219H111ZM20 219V220H19ZM19 219H17V220H19V221H21V222H24V221H22L23 220V218H19ZM39 219V218H38ZM37 219V221H39ZM42 219H44V224L47 222H45V220H48V219H46L45 218V216H43V218H41L40 220L43 222V220ZM52 219V218H51ZM50 219V220H51ZM55 219V218H54ZM53 219V222L54 223H56V222H58L59 223V221H56V219L54 220ZM62 219V218H61ZM60 219V222L62 221ZM69 219V220H70ZM16 220V221H17ZM26 220V219H25ZM33 220H34V222L36 221V219H34L33 218ZM63 220V221H64ZM68 220V218H67V221H69ZM72 220V219H71ZM76 220V219H75ZM75 220L73 221L74 223H75ZM82 220H86V219H82ZM82 220H80V217H79V224H81L82 222ZM249 220H247V222H250ZM32 221V220H31ZM37 221L35 222V223H37ZM41 221H40V223H41ZM56 221V222H55ZM63 221H62V223H61V225L63 226V227H65V228H68V227H66V226H64L65 225V223H67V221L65 222L64 221V225H63ZM95 221V220H94ZM239 221H241V222H239ZM245 221V222H244ZM1 222V221H0ZM33 221H32V223H34ZM52 222V221H51ZM51 222H49L50 223V226H52V225H54V223L53 224H51ZM70 222V221H69ZM76 222H77V220H76ZM96 222V221H95ZM99 222V221H98ZM105 222V221H104ZM239 222V223H238ZM247 222H246V224H247ZM17 223H20V222H17ZM27 223H28V225L31 227L32 225H33V227H34V225L36 226V224H32V223H30V221L28 222L27 221ZM30 223V224H29ZM48 223V222H47ZM48 223V224H49ZM58 223L57 224H55L54 226H55V228L57 229L58 227L60 228L61 227V225L60 226H58V227H56V225H58ZM70 223H72V222H70ZM73 223V224H74ZM93 223V222H92ZM92 223H90V225H92ZM241 223V224H240ZM32 224V225H31ZM38 224V223H37ZM69 224V223H68ZM73 224H71V226L73 227L74 225ZM76 224V223H75ZM78 224V223H77ZM76 224V225H77ZM85 225H86V223H84ZM107 224V223H106ZM243 224V225H244ZM15 225V224H14ZM18 225V224H17ZM25 225H27L26 223L24 224V227H26ZM27 225V226H28ZM41 225V224H40ZM40 225H38V227L40 226ZM67 225V224H66ZM88 225V224H87ZM94 225V224H93ZM101 225V224H100ZM0 226H1V224H0ZM3 226H5V225H3ZM3 226H1V227H3ZM16 226V225H15ZM18 226H22L23 227V224L21 225H18ZM43 226V225H42ZM45 226V225H44ZM47 227H48V225H46ZM49 226V228H51ZM53 226V227H54ZM69 227H70V225H68ZM80 226V225H79ZM103 226H105V225H103ZM109 226V225H108ZM5 227H8V225L7 226H5ZM13 226L11 225V228H12ZM23 227V228H24ZM32 227V228H33ZM36 228L35 229V227L33 228V229H35L36 230V232L34 231V233H35V236H37L38 235V237H40L39 235H41V237H45V240H46V238L48 239V238H51L52 236H53V238L51 239L52 241L55 239V238H57L58 236H54V235H56V233H54V232H57V231H55L54 230V232H52L51 230H49V229H47V230H45V231H40V228ZM71 227V228H72ZM75 227V226H74ZM92 227V226H91ZM91 227H89L88 229H90ZM9 228H10V226H9ZM10 228V229H11ZM18 228H20V227H18ZM23 228H20V229H23ZM26 228H28V227H26ZM43 228V227H42ZM42 228H41V230H42ZM62 228V227H61ZM65 228H63L64 229V232H65V234H66V231H65ZM70 228V229H71ZM78 231L80 230L79 229V227H78V225H77V227H75ZM80 228H82V227H80ZM95 228V227H94ZM97 228V227H96ZM102 228V227H101ZM105 228V227H104ZM107 228V227H106ZM253 228V230H251ZM1 229H3V228H1ZM0 229V230H1ZM16 230H17V228H15ZM25 229V228H24ZM31 229V228H30ZM29 228L25 231V230H22V232H27L28 233V235L29 234H31V231H29L30 230ZM33 229H31L32 231H33ZM37 229H39V230H37ZM44 229V228H43ZM53 229V228H52ZM63 229H61L60 230V232L62 233V230ZM70 229H68V230H70ZM74 229V228H73ZM73 229H71L72 231H73V234H75V232H74V230ZM87 229V228H86ZM87 229V231H89ZM92 229V228H91ZM90 229V230H91ZM107 229H109V228H107ZM5 230H7V229H5L4 228V231ZM9 230V229H8ZM7 230V231H8ZM13 230H14V228H13ZM19 230V229H18ZM67 230V231H68ZM71 230L69 231V234H70V232H71ZM104 230V233H105V231H107L108 232V230H105V229H103ZM102 230V231H103ZM3 231V230H2ZM59 231V230H58ZM77 231V232H78ZM81 231V230H80ZM79 231V232H80ZM102 231H101V235H102ZM109 231V232H110ZM242 231V232H243ZM19 232H21V230L20 231H18V235H16V236H22L23 237V235H27L26 233L25 234H20L19 235ZM30 232V233H29ZM79 232L77 233V234H79ZM82 232V231H81ZM91 232V231H90ZM90 232H87V233H89L90 234ZM100 232V230H98V233ZM108 232V233H109ZM110 232V233H111ZM237 232V233H238ZM5 233H7L6 231L4 232V236L3 237H5ZM8 233H11V232H9L8 231ZM14 233H16V231L14 230L13 231V234ZM33 233V234H34ZM61 233H58V235L59 234H61ZM72 233V232H71ZM87 233H86V235L85 236H87ZM96 233V232H95ZM103 233V236H105V234ZM107 233V237H109L110 235H112V233L111 234H108ZM231 233H233V232H231ZM237 233H235L236 235H237ZM12 234V233H11ZM64 234V233H63ZM83 234V232L81 233V235ZM85 234V233H84ZM83 234V235H84ZM88 234V235H89ZM91 234H93L94 235V229H93V233H91ZM121 234V235H120ZM228 234L231 236L230 238H229V236H228ZM2 235H3V233L0 235L1 237H2ZM10 235V234H9ZM32 235V234H31ZM80 235V234H79ZM79 235H74V237L76 238L77 236L78 237H83V235L82 236H79ZM99 235H100V233H99ZM98 235V236H99ZM100 235V236H101ZM112 235V236H113ZM7 236H8V234H7ZM6 236V237H7ZM14 236V235H13ZM12 236V237H13ZM16 236H14V237H16ZM24 236V237H25ZM34 236V235H33ZM34 236V237H35ZM51 236V237H50ZM62 235H60V239L62 238L61 237ZM70 236H72V235H69V236H67L68 238L70 237ZM94 236H97V234H95ZM98 236H97V238H98ZM12 237H11V239H12ZM23 237V238H24ZM38 237H35V238H38ZM41 237L38 239V240H40L41 239ZM55 237V238H54ZM92 237V235H90L86 240L87 241H89V242H86L87 243V246H86V248H89L88 246V243H90V240H89V238H91ZM114 237V236H113ZM27 238H28V236H27ZM34 238V240L36 241V239ZM59 238V237H58ZM71 238H73V236L71 237ZM84 238V237H83ZM94 238H96V237H94ZM1 239V238H0ZM5 239V238H4ZM4 239H2V242H0V249H1V244L3 243V241H4ZM8 239V237L5 239L6 241H8L7 240ZM11 239H10V241H11ZM15 239V238H14ZM14 239H12L13 241H14ZM22 238L20 237L19 238V240H18V242H21L22 240H21ZM30 239H31V237H30ZM43 239V243L45 244V242H44V238H42ZM59 239V240H60ZM74 239V238H73ZM72 239V240H73ZM85 239V238H84ZM83 239V240H84ZM103 239L104 238H102V242H104L103 241ZM107 239H109L110 240V238H107ZM106 238H105V240L108 242L109 240H107ZM112 239V238H111ZM173 239H175V240H173ZM225 239H226V241H225ZM21 240V241H20ZM26 240V242H27V239H25ZM33 240V241H34ZM37 240V241H38ZM57 240V239H56ZM59 240H57V241H59ZM63 240V239H62ZM61 240V241H62ZM70 240V239H69ZM75 241L77 240V238L76 239H74ZM94 240V239H93ZM98 240L101 242V240H100V238H98ZM113 240V239H112ZM111 240V241H112ZM114 240H115V238H114ZM6 241H4V242H6ZM9 241V242H10ZM12 241V242H13ZM15 241H17V239L15 240ZM29 241H31V240H29ZM32 241V242H33ZM34 241V242H35ZM41 241V240H40ZM40 241H38V243L40 242ZM50 240H47L46 242H49ZM55 241V240H54ZM75 241H73V243L75 242ZM78 241H80L79 240V238H78V240L75 242V244L74 245H77V244H79V243H83V242H79V243H77ZM81 241H82V239H81ZM92 241V240H91ZM95 241V240H94ZM93 241V244L95 245V246H97L96 244H95V242ZM110 241V242H111ZM115 241V246H116V243L117 242H119V241H117L116 242ZM121 241V242H122ZM216 243H215V242ZM25 242V241H24ZM33 242V244H35ZM64 243H65V241H63ZM137 242V243H136ZM213 242L215 243V244H213ZM231 242V241H230ZM234 242V240H232V243ZM41 243H42V241H41ZM55 243V245H57L56 243V241L55 242H53V244ZM64 243H62L61 242V245L62 244H64ZM66 243H69V247L70 246H72V245H70V243H71V241L70 242H68V240H67V242ZM73 243H71V244H73ZM86 243H84V244H81L82 246H85V244ZM98 243V242H97ZM105 243V242H104ZM112 243V245L114 244L113 242H111ZM232 243H231V245H232ZM27 244H28V242H27ZM30 244V243H29ZM32 244V245H33ZM47 244V243H46ZM106 244V243H105ZM108 244V243H107ZM106 244V245H107ZM118 244V243H117ZM209 244V245H208ZM221 246H223L221 243H219ZM229 244V243H228ZM4 245H6V244H4ZM3 245V246H4ZM8 245V244H7ZM11 244H9L8 246H10ZM18 245V244H17ZM23 245V244H22ZM40 245V244H39ZM51 245V244H50ZM49 245V246H50ZM59 245H60V242H59ZM73 245V247H75ZM80 245V246H81ZM99 246L101 245L100 243L98 244ZM119 246H120V243L118 244ZM130 245H131V243H130ZM129 245V246H130ZM133 245L131 246V248L133 247ZM212 245H210V246H212ZM12 246H14V245H12ZM25 247H26V245H24ZM28 246V245H27ZM42 246V245H41ZM45 246V245H44ZM44 246H42V247H44ZM49 246H48V244H47V247L45 246V248H49ZM54 246V245H53ZM52 246V247H53ZM65 246V244L63 245V247ZM79 245H77L76 247H79V249H80V252H82L83 251V248H82V246L80 247ZM102 246V245H101ZM110 246V245H109ZM115 246H113V247H115ZM118 246V247H119ZM129 246H126L125 248H127V247H129ZM219 247V245H216V247H218V249L219 248H222V247ZM223 246V247H224ZM226 246H228V245H226ZM234 246V245H233ZM23 247V246H22ZM33 247V246H32ZM36 248H38L37 247V245L35 246ZM42 247H40V248H42ZM59 247H61V246H58V248ZM62 247V248H63ZM103 247V246H102ZM102 247H100V248H98V249H100V252L102 253V250L104 251V249H101ZM105 247V246H104ZM112 247V248H113ZM135 247V246H134ZM133 247V248H134ZM139 247V246H138ZM3 248H5L6 250H7V247H3ZM3 248H2V250H3ZM13 249V247H10L8 250H9V252H10V254H8V257H10L9 259H7L8 261L6 262V260H5V262L8 264L9 262H11L12 261V263H13V259H14V257H12V260H10L11 259V253L12 252H14V251H12V249ZM17 248V247H16ZM26 248H28V247H26ZM31 248V247H30ZM30 248H28V249H30ZM40 248H38V249H40ZM45 248H43L44 250H45V253H46V251H48V249L46 250ZM50 248H51V246H50ZM49 248V249H50ZM57 248V247H56ZM65 248V247H64ZM63 248V249H64ZM68 247L66 246V248L64 249L65 251H67L66 249H67ZM81 248H82V251H81ZM130 248V249H131ZM132 248V249H133ZM214 248V247H213ZM213 248L211 247V249L210 250H213ZM225 248V247H224ZM224 248H222V249H224ZM236 248V247H235ZM14 249H15V246H14ZM38 249H34L35 251H38ZM55 249V248H54ZM63 249H59V250H63ZM69 249H71V248H69ZM73 249V248H72ZM97 249V247L95 248V250ZM97 249V250H98ZM110 249H111V246H110ZM119 250H120V248H118ZM128 249V248H127ZM139 249V248H138ZM138 249H136L137 251H138ZM142 250H143V248H141ZM156 249V250H155ZM233 250H234V248H232ZM18 250H20V249H18ZM17 250V251H18ZM44 250H43V252H44ZM51 250V249H50ZM52 250H53V248H52ZM56 250L57 249H55V251L54 252H56ZM90 251H91V249H89ZM96 250V251H97ZM105 250H106V247H105ZM108 250H109V248H108ZM108 250L107 251H105L106 253L108 252ZM111 250H114V249H111ZM116 250V249H115ZM135 250V249H134ZM214 250H215V248H214ZM4 251V250H3ZM35 251H33V252H35ZM39 251H41V250H39ZM38 251V252H39ZM69 251V250H68ZM73 251H77V249L75 248V250L73 249ZM72 251V252H73ZM85 251V250H84ZM83 251V253H85ZM87 251V253L89 252L88 250H86ZM92 251H94V250H92ZM123 251V250H122ZM131 251V250H130ZM129 251V252H130ZM133 251V250H132ZM140 251V250H139ZM139 251H138V253H139ZM216 251V250H215ZM6 252V251H5ZM8 252V253H9ZM15 252H16V250H15ZM21 252H23V251H21ZM30 252V251H29ZM38 252H35V253H38ZM43 252H42V254H43ZM53 252V251H52ZM59 253H57L58 255L59 254H61L60 253V251H58ZM71 252V251H70ZM80 252H78L77 253V255H81L82 253H80ZM105 252H103V253H105ZM109 252L110 253H112L110 250H109ZM108 252V253H109ZM115 252V251H114ZM114 252H113V254H114ZM125 252V251H124ZM126 252H128V251H126ZM125 252V253H126ZM128 252V253H129ZM210 252H208V253H210ZM219 252V251H218ZM239 252V253H238ZM3 253V252H2ZM16 253H18V252H16ZM26 253V252H25ZM27 253H28V251H27ZM45 253H44V255H40L41 257L39 258L38 257V254L36 255V254H33V255H35V256H37L38 257V259H36V258H33V257H31L33 260H31L29 263L30 264H51V261H52V264L54 263L53 261L55 260V256H57V254L54 256L53 254H51V255H53V257H54V260L53 259H51V256H50V258L48 257L50 254H48V253H46V254H48V256L46 255L45 256ZM80 253V254H79ZM90 253H92L91 254V256L93 255H95V254H93V252H89V254ZM99 254L100 256L103 254ZM122 253V252H121ZM127 253V254H128ZM132 253V252H131ZM134 253V252H133ZM133 253H132V255H133ZM190 253V254H189ZM207 253V252H206ZM212 253H214V254H212ZM233 253H234V251H233ZM1 254V253H0ZM15 254V253H14ZM29 254H31V252L29 253ZM66 254V253H65ZM64 254V255H65ZM67 254H70V253H68L67 252ZM67 254H66V256H67ZM71 254H75L76 255V253L75 252H73V253H71ZM86 254V253H85ZM85 254H84V256H85ZM127 254H125V255H127ZM148 254H149V252H148ZM151 254H152V251H151ZM150 254V255H151ZM155 254V253H154ZM216 254V255H215ZM3 255V254H2ZM24 255V254H23ZM26 255V254H25ZM24 255V256H25ZM32 255V256H33ZM74 255V256H75ZM83 255V254H82ZM81 255V256H82ZM121 255H123V254H120V253H118V258L121 256ZM141 255V254H140ZM142 255H144V253L142 254ZM1 256V255H0ZM6 256V255H5ZM17 256V255H16ZM18 256H19V254H18ZM22 255H20L19 257H21ZM60 256V255H59ZM59 256H58V260H59ZM66 256H63V254H61V257H63V258H65ZM69 256V258H70V255H68ZM72 256V255H71ZM83 256V257H84ZM88 255H86V258H82V259H89L90 258V256H88ZM93 256H92V258H93ZM96 256V255H95ZM110 256V255H109ZM115 256H116V254H115ZM130 256V255H129ZM2 257V256H1ZM1 257H0V259H1ZM26 257V259H27V256H25ZM52 257V258H53ZM73 257V256H72ZM78 257V256H77ZM76 256H75V258H77ZM99 257V256H98ZM98 257H96V258H98ZM103 257V256H102ZM114 257V256H113ZM117 257V256H116ZM122 258H123V256H121ZM120 257V259H122ZM127 257H128V255H127ZM134 257V256H133ZM157 257V256H156ZM186 257H188V258H186ZM2 258H4V257H2ZM6 258H7V256H6ZM5 258V259H6ZM15 258H17L18 259V257H15ZM30 258V259H31ZM67 258V257H66ZM75 258L73 259V258H71L72 259V262L70 263V264H72L73 262L75 263ZM92 258H90L91 260H92ZM95 258V259H96ZM124 258H125V256H124ZM130 258H132V257H130ZM136 258V257H135ZM141 258V256L139 257V259ZM150 258V257H149ZM24 260H25V258H23ZM68 259V258H67ZM66 259V260H67ZM71 259L69 260L68 259V261H71ZM79 259H80V257H79ZM87 259V260H88ZM89 259V260H90ZM109 259V258H108ZM127 259V258H126ZM134 259V258H133ZM144 259V258H143ZM157 259V258H156ZM159 259H161V257L159 258ZM210 259V260H209ZM4 260V259H3ZM10 260V261H9ZM22 260V259H21ZM58 260H55V262H56V264H60V262L61 263H64L65 262V259H63V261H60L59 260V262L57 263V261ZM62 260V259H61ZM74 260V261H73ZM77 260H78V258H77ZM81 260V259H80ZM79 260V261H80ZM88 260V261H89ZM110 260H111V257H110ZM116 260H118V259H116ZM123 260V259H122ZM135 260V259H134ZM163 260H165L164 258H163ZM163 260H161L162 262H164ZM15 262H16V260H14ZM29 261V260H28ZM79 261H77L76 262V264L79 262ZM87 261V262H88ZM93 261V260H92ZM103 261V260H102ZM101 261V262H102ZM127 261H128V259H127ZM126 261V262H127ZM138 261H139V263H138ZM137 261V264H148V263H150V262H152L151 260H149L150 262H148V260H138ZM14 262V263H15ZM18 262V261H17ZM20 262V261H19ZM21 262H23V261H21ZM81 262H83V260L81 261ZM86 262V263H87ZM94 262V261H93ZM93 262H88V264L89 263H93ZM106 262H108V260L106 261ZM106 262H104V264H106ZM112 262V261H111ZM121 262V261H120ZM123 262V261H122ZM132 261H130V263H131ZM162 262H159V263H161L162 264ZM5 263V264H6ZM24 263H27V262H24ZM66 263V262H65ZM64 263V264H65ZM69 263H67V264H69ZM108 263H110V262H108ZM135 263V262H134ZM152 263H154V262H152ZM155 263H157V261L155 262ZM158 263V264H159ZM3 264H4V262H3ZM11 264V263H10ZM17 264V263H16ZM28 264V263H27ZM55 264V263H54ZM82 264V263H81ZM93 264H96L95 262L93 263ZM115 264H117V263H115ZM122 264H126V263H122ZM136 264V263H135ZM151 264V263H150ZM163 264H166V263H163ZM196 264V263H195ZM202 264V263H201Z\"/></svg>",
  "mask_w": 264,
  "mask_h": 264
},
{
  "label": "rangeland",
  "instance_id": "374dc122",
  "mask_svg": "<svg viewBox=\"0 0 264 264\" xmlns=\"http://www.w3.org/2000/svg\"><path fill=\"white\" fill-rule=\"evenodd\" d=\"M76 1V2H75ZM88 0H83V2H82V0H74L73 2H72V7L74 6V8H72L73 10V12H71V14L72 13H74L75 15H71V14H69V15H71V16H69L68 15V19L66 18L65 19V21L63 22L64 24L62 25V24H59L57 27L58 28H60V30H61V34L60 33H58V31L60 32V30L58 29V28H56V27H54L53 29L54 30H56L57 31V33L54 31V30H51L52 31V33H54V35L51 33L50 34V40L51 41H49V43H48V45H46V47H44L42 50H41V55L39 54V56H37V54H36V56H34V55H32V56H34V57H32L31 55H26V57L24 58L25 60L22 62V64L23 63H26L27 61L26 60H28V62H30V60L29 59H31V60H33V61H31L29 64H28V62L26 63L27 65H29L28 67H29V69L27 68V65H26V67H23V65L21 64V67L22 68H20L19 67V70L17 71V72H15L14 74H16V76L14 77V78H12L10 81H13L14 80V83H12V82H10V85H9V82H8V88L10 87V89H9V91H13V93L11 92H9V94H3V99H5L6 100V102H4L5 104L3 105V108H2V110H1V108H0V134H1V132H2V134H3V132H4V130H5V132H6V130L7 129H9L8 128V121H11L14 125H15V128H12L13 130H15L16 129V127L18 126V128H17V130H15L16 132V134L14 133V138L15 139H17L18 140V143L20 144H18L17 143V148L19 147V148H21V150L22 149H24L23 151H21V152H23L22 154H20L19 155V152H20V150H18V156H16L15 154H14V158H13V156L11 155V157L10 156H8V154L11 152V149L7 146L6 147V145H7V143L5 142L6 140H5V138H6V136H5V132H4V134H3V136H5L4 138H1V137H3V136H0V139H3V141L2 140H0V145L1 146H3V147H1L0 146V149L1 148H4L6 151H7V153L6 154H4V152H6L5 150L4 151H2L3 149H1L0 151H2L1 153H0V155L1 154H4L1 158H0V165H2L3 164V162H4V164L5 165H3V168H1L0 170L1 171H4V170H6V168H7V170L10 168V169H12V170H14V171H12L11 170V173L9 172V176L10 177H6V176H8V171L6 170V172L5 173H7L6 175H5V173L4 174H1L0 175V177L1 176H3L6 180H7V184L9 185V187H10V185L12 184V183H14L13 185H11V186H13L14 188H16V185L15 184H17L18 185V182H20V188L17 186V189L18 190H21V194H25L26 192H28V191H23L24 190V188H25V184H27V187H29V188H31L30 186H32L33 184H31L30 183V181L33 179V181L35 182V185H36V187H37V185L39 186L40 185V181L39 180H41L43 177H45V179H42V181H43V183L45 184V187H44V190H45V188H47V189H49V190H51V191H47V190H45V191H47V194H50V192H51V194H50V197L53 195V194H55L56 192H55V190H59V192L58 193H61L62 194V192L64 193V191H65V193H64V195L66 194V195H68V196H70V197H68V196H66V197H68V199H69V201H70V205H71V207L68 209H66V211H65V209H63L62 207L60 208V206L58 207H53V204H54V206H56L55 205V202H53V200H50L51 202H52V204H51V202H49L51 205H52V207H50L49 209H48V207L49 206H51L50 204L48 205V207L46 208V210L47 211H49L50 213H51V211H52V214H53V212H54V210H52L53 208L55 209V211L57 210V209H59L60 208V211H59V213H61V212H63V213H61V214H58V220H57V218H56V215H54V214H57L58 213V210H57V212H54V218L56 219V221H59V223L58 222H56V223H54L53 222V215H50V213H49V216H48V212H45L44 211V209H45V204L47 205V202L49 201V200H47V202L46 203H44L43 201H45V197H47V196H41L40 194H38L37 193V191L36 190H38L36 187L34 188L33 186H32V188L30 189V190H34V191H36L35 193H36V196H34V198L35 199H37L36 197L38 196V195H40L41 197H39V198H42V199H40L43 203H41V201H39V199L38 200H36L35 201V199L33 198L32 199V197H33V195L35 194L34 193V191H29V192H32L33 193V195H32V193H31V195H32V197H31V195L30 194H28V196L30 195V198L29 197H25V196H27L26 194H25V198L22 196V200H23V202L21 201V199H19V198H17V196L15 197V195H16V193H17V189H15V191H14V188L13 187H8V185H6V189H5V185H4V181H6L5 179H3V177L2 178H0L1 180H0V183H3V185H1L0 184V186H1V192L0 193H2L3 194V196H6V201H5V203H4V205L6 204V202L8 201V198H9V204L11 203V204H13L12 202H15V201H17V202H15L16 204H14V205H16V207L14 206V210H13V208H12V206H9V204H8V202H7V205H5V207H3L4 205H3V201L5 200V199H3L4 197L2 196V194H0V205H1V211H0V213L1 214H3L4 213V210H5V212L7 211V210H11V212H9V211H7V213L9 212V215L7 214V213H4V214H7L9 217H10V215L12 214V212H13V214H12V216H14V213H16L17 214V216H18V214L20 213V214H22L23 212V210H22V206H26L27 207V203H28V206H29V203H31L32 204V206H33V203H34V205L35 204H37V207H38V209H37V211H36V205H35V207L33 206V207H31V209H29L30 208V206H29V211H26L25 212V210H24V213L23 214H27V216H23V217H21L20 216V214H19V218H23V220L22 221H24V222H21V221H19L20 219L18 218V217H16L15 216V222L16 223H14V222H12L13 224H11V223H7V224H5L6 222L4 221V220H2V217H1V219H0V224H1V226H3V225H5V226H7L8 225V227H5V226H3V227H1L0 226V229L1 228H3V229H1L0 230V235L3 233V235H2V237L0 236V242H2V239H6L7 237H8V241H6L5 239H4V241H6V242H4L3 241V243L1 244V249H0V255L2 256V257H4V258H2L1 256V259H0V264H3V262H4V264L8 261L7 259H9L10 257H8V254H10V252H9V248L10 247H13V249H12V251H14V252H12L11 253V259L10 260H12V257H14V259H13V263H12V261L11 262H9L8 264H30L29 262L31 261V260H33L31 257H33V258H36V259H38V257L40 258L42 255H44V253H45V250L43 249V248H45V246L47 247V244H48V246L50 245L51 246V248H50V246H49V248L51 249H49V248H45L46 250L48 249V251H46V253H48V254H50L49 256H48V254H46L45 253V256L47 255L49 258H50V256H51V259H53L54 260V257H53V255L55 256L57 253H59L58 251H60V253L61 254H63V256H66V254H67V252L68 253H70V254H67V258L70 260L71 258H75V256L78 258V260H77V258H75V263L73 262L72 264H76V262L77 261H79L80 259V261L77 263V264H88V262H95L96 264H104V262H106L107 260H108V262H110V263H108V262H106V264H115V263H117V264H122V263H126V264H137V261L138 260H148V262H150L149 260H151L152 262H154V263H152V262H150L151 264H158L159 262H162L161 260H163V258L165 259V260H163L164 262H162V264L163 263H166V264H168L167 262H166V259L168 258V256H166L167 258H165V256L163 255V258H162V256L161 255H159V254H156L157 253V251L155 252L154 251V248H146L145 246H140L137 242V247H136V244H134L133 245V243H135L134 241H136L135 239H131L132 240V242H126V244L128 243V245H126V246H129L130 245V243H131V245L129 246V247H127V248H125L126 246L124 245V242L121 240V236H117V237H119V239H117V241H119V242H117L116 241V234L115 235H113V233H116V231L115 232H111L110 231V227L112 226L110 223L112 222V221H110V220H112V218L109 216V215H107V214H110V212L109 211H106V212H108V213H106V218H105V216L103 217V216H98V217H100V218H98L97 219V217H96V215L98 214V212H94L93 210H90V211H85V214H86V216L87 215H89V214H91L92 213V215H89V216H87V218H85L86 216H84L85 214H79V212H81L82 213V210H81V208H80V206L84 209L85 208V204L86 203H88L87 201L89 200V199H87V200H85L84 201V199L85 198H87L88 197V194L87 193H89V191H90V188L91 189H93L92 187H94V186H96V185H100L101 184V182H102V180L103 179H99L100 177H101V175L100 174H103V172L106 170V172L108 171V169L110 168V172L108 171L107 172V178H109V180H110V178H112L111 179V181H107L108 183H109V185L111 186L110 188H109V185H108V183H106V184H103V186L104 185H106V187L108 188H105V187H103V188H105L106 190H110V194H112V191L114 190H118V191H120V192H124L125 190L123 189V188H117V185H119L118 183H117V181L118 182H122V180H123V183H124V181H125V179L126 178H128V175H129V173L131 174V172L133 173V169H134V174H131V176L136 180H138V181H140V183H142L143 181H146L147 179H150L151 180V177H152V175L149 177V174L151 173V172H148V171H152V170H155L156 169V167L158 166V164L157 163H159L158 161H159V159L158 158H162V156H164V155H162L163 154V152H164V154H165V150H162V146L161 145H163L164 143V141H163V139L165 138V133H167V134H169L171 131V129H168L167 128V126L165 127L162 123H158V121H159V119L157 118L158 116H159V114H164L165 112H159V110L161 109L162 111H165L164 110V105L165 106H167V103H169V101L172 99H175L177 102H175V100H173L174 102L171 104V103H169V104H171L172 105V108L171 109H176L175 111H177V112H175L176 113V115L174 114V111L173 110H171L170 109V105H168V107L167 108H165V109H167L168 110V108L171 110V111H173V112H171L170 110H168V111H166V113L168 112V114L167 115H169L168 117H167V115H166V113H165V115H166V117L167 118H169V117H171L170 119H166L168 122L170 121V122H173L172 120L173 119H175L174 121L177 123V122H179L180 121V123L182 122L184 125H185V123H187L186 124V126L184 127V125H182V123L180 124V126H178V124H177V127H179L178 129L180 130L181 129V131H189V133H191V131H192V135H193V133H194V135H196L195 133H197V132H195V130H196V128H197V125H195V126H190L189 124L191 123V122H193L194 124H196L195 122H196V120L194 119L195 117H196V119L198 118H200L199 120H201V119H203V118H201V116L203 117L204 116V114H202L203 113V111H204V109H206L209 105H210V103H211V99H210V97H209V95H208V90H207V85L210 83L209 81H211V78H213V77H211V76H213V74H212V70L214 69V64H213V62L210 60L209 61V56L208 57H206V55H208V54H206L205 55V53H207L205 50H202L205 46L207 47H209L210 45H217V44H220L221 42H218V41H220V40H218V38H219V36H226L227 34L229 35V31H228V29H225L226 27H225V25L224 24H222L221 25V23H226V16L225 15H223L224 14V12H223V10H222V14L220 13V11H221V7H222V4L220 5L219 3L221 2H219V3H217L216 1H214V3L215 4H213V6H212V4L210 5V9L208 8V10H211V8H213V11L215 12L216 10H220V11H217L216 13H214L212 10V12L210 11H208V10H206V9H202V11H200L201 10V8H200V10L199 9H196V10H193V13L194 12H196V14L198 15L199 13H203V10L204 11H206V12H204V13H206V15H208V12H209V14L210 15H208L209 17H213V15H214V17L213 18H211V19H214L215 20V15L216 14H218V12L220 13V14H218L216 17H218L219 16V18H221V20H222V22H221V20L219 19V18H217L215 21H219L220 22V25H219V22L217 23H215V21L213 20H210V18L207 16H205V14L203 13L202 15H204L205 16V18H208V19H206V21L207 22H210L211 21V25H209V23L207 24V25H201V24H206V21L204 22L201 18L202 17H197V18H195V19H198V20H196V22L195 21H193V19H194V17L193 18H191V24H193V22H194V25L193 26H190V24H189V22L188 21H186L185 22V20L183 21V22H179V21H175V20H173L172 18H171V16L169 15V14H166V13H163V15H162V12L161 11H159L158 10V8H157V5H158V2H160L161 4H165V5H167V4H169V5H167V6H170L171 4V2L170 3H168L169 2V0H144V4H146V2H149V4L147 3L146 5H141V4H136V0L135 1H128V0H126V1H124V0H107V2H105V0H104V2H103V0H99V2L97 1V0H90V2L92 3V4H94V6L96 7H98V8H100V9H98V8H96V9H94L95 7L93 6V5H90V4H88V2H87ZM94 1H96L95 3L97 4H95L94 3ZM116 1H118V3L116 2ZM120 1V2H119ZM158 1V2H157ZM166 1V2H165ZM79 2H81L80 4H79ZM86 4H85V3ZM103 2V3H102ZM129 3V2H131V3H129V4H127L126 5V3ZM143 3V0H137V3ZM77 3V5H76V7H78V11H77V8L75 7V4ZM83 3H84V5H83ZM99 3H100V5H99ZM102 3V4H101ZM114 3H115V5H114ZM120 3H122V4H124V5H122V4H120ZM134 3H135V5H137L136 6V8H134L135 7V5H134ZM0 4L2 5V3L0 2ZM120 4V5H119ZM217 4H219L220 5V7H219V5L217 6ZM0 5V6H1ZM82 5V6H81ZM88 5H89V7H88ZM106 5H109V6H106ZM140 7H139V6ZM151 6V7H149L148 8V6ZM154 5V6H153ZM215 5V6H214ZM79 6H81V8L79 9ZM83 6L85 7V9H83ZM106 6V7H105ZM120 6H123V7H120ZM132 6V11L130 10V7ZM147 6V7H146ZM212 6V7H211ZM91 7H92V9H91ZM94 7V8H93ZM103 7H105V8H103ZM116 7V8H115ZM128 7V8H127ZM142 7H143V9H142ZM215 7H217V9L215 8ZM2 8V9H1ZM0 9L1 10H3V7H1ZM90 10H89V9ZM111 8V9H110ZM114 8V9H113ZM117 8H119V9H117ZM122 8H123V10L125 9V10H127L129 13H131V12H133V11H135V14L134 13H132V14H130V15H128L127 13H126V11L124 10V12H123V10H122ZM140 9V10H142L141 11V13H140V10H138V9ZM146 8V9H145ZM148 8V9H147ZM221 8V9H220ZM81 9H83L82 11H81ZM87 9V10H86ZM103 9V10H102ZM105 9V10H104ZM108 11H107V10ZM137 9V10H136ZM216 9V10H215ZM0 10V12L2 13V11ZM85 10V11H84ZM97 10V11H96ZM147 10H148V12H147ZM150 10V11H149ZM81 11V12H80ZM90 11V12H89ZM93 11V12H92ZM99 12V14H97V13H95V12ZM101 11V12H100ZM105 11V12H104ZM110 11H111V13H110ZM114 11V12H113ZM144 11V12H143ZM199 11V12H198ZM208 11V12H207ZM76 12H80L83 16V18L78 14V13H76ZM86 12V13H85ZM145 12H147V13H145ZM161 12V13H160ZM0 13V18L2 17V14ZM88 13V14H87ZM113 13H115V15L113 14ZM124 15H123V14ZM138 13V14H137ZM145 13V14H144ZM211 13H214V14H211ZM87 14V15H86ZM89 14H91V15H89ZM97 14V15H96ZM103 14V15H102ZM120 14H122V15H120ZM125 14H127V16L125 15ZM141 14H143L142 16H140L139 17V15H141ZM196 14L194 13V15L196 16ZM77 15V16H76ZM90 17H89V16ZM100 15V16H99ZM120 15V16H119ZM212 15V16H211ZM221 15V16H220ZM222 15H223V17H222ZM234 15L236 16V14L234 13ZM80 16V17H79ZM84 16H85V22L83 21V19H84ZM100 18H99V17ZM107 16H108V19H107ZM116 16H118V17H121V18H119L118 20L116 19ZM123 16V17H122ZM132 16V17H131ZM134 16H136V17H134ZM144 16H146L145 18H144ZM160 16V18L158 19V17ZM203 16V17H204ZM225 16V17H224ZM78 17V18H77ZM104 19H103V18ZM117 17V18H118ZM124 17H126V18H124ZM140 18V20H139V18ZM143 17V18H142ZM162 17H163V19H162ZM74 19V21L72 20V19ZM77 18V19H76ZM87 18L88 19H90L91 20V22L88 20V22H87ZM92 18V19H91ZM96 18H98V20L96 19ZM135 18V19H134ZM141 18H142V21H141ZM199 18H200V20L201 21H199ZM205 18H203V19H205ZM222 18H225V20L223 21V19ZM111 19V20H110ZM124 19H125V21L127 20V22H128V24H131V25H129L130 27H132V28H130L129 26H128V28H126V26H125V22H124ZM137 19H138V21H137ZM161 19V20H160ZM194 19V20H195ZM1 20V19H0ZM75 20L77 21V22H75ZM107 22H106V21ZM119 20H121V22H122V24H124V26H122V28L119 26ZM155 20V21H154ZM188 20V19H187ZM97 21H98V23H100V24H97ZM100 21H102L103 22V24H102V22H100ZM118 21V22H117ZM131 21V22H130ZM145 21V22H144ZM162 22V24H161V22ZM164 21V22H163ZM69 22H71L70 24H69ZM82 22V23H81ZM96 23V25H94L95 26V28H94V26H93V24H95ZM104 22H106V23H104ZM112 22H114V23H112ZM155 22V23H154ZM75 23V24H74ZM117 23V24H116ZM133 23V24H132ZM135 23H137V24H135ZM141 23H144V24H141ZM149 23V24H148ZM150 23H154V24H156V25H153V24H150ZM198 23H200V25L198 24ZM80 24V25H79ZM82 24V25H81ZM86 26H85V25ZM105 24V25H104ZM122 24H120V25H122ZM128 24H126V25H128ZM140 24V25H139ZM145 24H146V26H145ZM161 26H160V25ZM185 24V25H184ZM196 24V25H195ZM216 24V25H215ZM218 24V25H217ZM70 25V26H69ZM87 25H89V26H87ZM108 25H110V26H107ZM118 27H117V26ZM149 25V26H148ZM154 26V29H153V31H154V33H155V35H152V34H150L151 32H152V30L150 31V29H152L153 28V26ZM159 25V26H158ZM184 26V27H181V26ZM187 25H189V27H192L191 29L187 26ZM208 25H209V27H208ZM212 25H213V27H212ZM215 25V26H214ZM63 26V27H62ZM66 26V27H65ZM76 26V27H75ZM78 26V27H77ZM81 26V27H80ZM85 26V27H84ZM104 27V29L106 28H109V29H107V31L108 32H106V30H104V29H102L103 27ZM137 26V27H136ZM141 26H142V29H144L143 31H142V29H140L141 28ZM195 26H199L196 30H195V32H194V34H195V36L193 37V35H190V34H192L191 32L192 31H194L193 30V28L195 29L196 27ZM200 26H201V28H200ZM205 26V27H204ZM206 26H207V28H206ZM217 26H219L218 28V31L221 33V32H224V31H227V32H225V33H221V35H219L220 33L217 31L216 33L214 32V31H216L217 30ZM220 26H222V27H220ZM69 27V28H68ZM100 27V28H99ZM112 29H111V28ZM120 27V28H119ZM139 27V28H138ZM144 27V28H143ZM146 27H151V28H147L146 29ZM161 27V28H160ZM165 27V28H164ZM187 27V28H186ZM204 27V28H203ZM215 27H216V30H215ZM223 27H225V28H223ZM56 28V29H55ZM81 30H80V29ZM91 28H94V29H96L97 31H100V32H97V31H95L94 29H91ZM114 28V29H113ZM117 28V29H116ZM135 30H134V29ZM138 28V29H137ZM181 28V29H180ZM184 28V29H183ZM203 28V29H202ZM214 29L210 34H208L209 32H210V30L211 29ZM221 28H223V29H225V30H223V29H221ZM77 29H79V30H77ZM87 31V33H86V31ZM90 29V30H89ZM99 29V30H98ZM101 29V30H100ZM122 31H121V30ZM139 30L138 31V33H137V30ZM161 31H160V30ZM177 29V30H176ZM199 29V30H198ZM205 29V30H204ZM92 30H93V32H94V35H93V32H92ZM104 30V31H103ZM114 30H116V31H114ZM118 30V31H117ZM123 30H124V32H125V34H123L124 32H123ZM126 30V31H125ZM127 30H128V32L130 31V30H132V31H130L129 32V34L127 33ZM147 30H148V33L149 34H143V35H141V33H147ZM183 30H184V32H183ZM203 30L204 31V33L203 32H201V31ZM206 30H207V32H206ZM222 30V31H221ZM78 31H84V34H86V36H84V34H81L80 32L78 33ZM103 31V32H102ZM111 31V32H110ZM135 33H137V34H135ZM150 31V32H149ZM160 31V32H159ZM175 31V32H174ZM179 32V33H187V35L188 36H184V34H183V36H182V34H179V33H177V32ZM187 31V32H186ZM189 31V32H188ZM197 31L199 32H201L199 35L197 34ZM65 32H67V33H65ZM89 32H91V36L93 37L92 39H91V37H90V33ZM102 32V34L100 35V33ZM122 32V33H121ZM158 32V33H157ZM55 33H56V35H55ZM64 33H65V36H64ZM104 33H106L105 35H104ZM108 33V34H107ZM153 33V32H152ZM153 33V34H154ZM160 33V34H159ZM173 33H175L176 34V36H175V34H173ZM203 33V34H202ZM206 33V34H205ZM212 33L213 34H215L216 35V37H217V39H215V35H212ZM80 36H79V35ZM97 34H99V35H97ZM111 34V36H109ZM133 34V35H132ZM156 34H157V36H156ZM159 34V35H158ZM174 35V37L175 38H173V35ZM205 34V35H204ZM226 34V35H225ZM68 35H70V36H68ZM72 35V36H71ZM114 35H116V36H114ZM117 35H118V40L116 39L117 38ZM125 35H127V36H129V38L127 37V36H125ZM132 35V37H130ZM139 36V39H137L138 37L137 36ZM146 35V36H145ZM151 35V36H150ZM170 35H172V36H170ZM178 35H181V36H178ZM197 35V36H196ZM203 35V36H202ZM207 35V36H206ZM209 35H211V39L210 38H208L207 39V37L209 36ZM54 36H56V38L54 37ZM60 36V37H59ZM74 36V37H73ZM75 36H77V38H79V39H75ZM84 36V37H83ZM89 36V37H88ZM99 36H103V37H99ZM106 38H105V37ZM121 36H123V40L120 38ZM127 37V39H125V37ZM135 36H136V38H135ZM189 36H192L193 37V39H192V37H189ZM199 36V38L198 39H200L199 41H198V39L197 40H195L196 39V37H198ZM201 36L203 37V38H205V41L206 42H210L211 44H206V42L204 41V39L202 38L201 39ZM214 36V37H213ZM221 36V37H222ZM62 37V38H61ZM70 37H73L72 39L70 38ZM96 37H99V38H96ZM115 37V39H111V38H114ZM145 37V38H144ZM171 38L170 40L168 39V38ZM182 37H185V38H183L182 39ZM189 38V39H186V38ZM59 38V39H58ZM64 38V39H63ZM84 38V39H83ZM95 38L97 39L96 41H98V43L95 41ZM120 38V39H119ZM131 38V39H130ZM134 38L136 39V40H134ZM147 38V39H146ZM157 39V40H154V39ZM163 38H165V39H167L168 41H169V43H170V47H172V48H174L176 45L177 46H179L178 44H180V43H182V42H184L182 45L180 44V46L179 47H177V49H178V51L176 52L177 53V58L178 59H180L181 58V61H182V59L184 60V62H185V64H186V66H188V67H186L185 66V64H184V62L182 63L183 64V66L184 67H186V68H184L183 67V70H182V64L181 63H179V66H180V70H178V75H179V80L177 81V84H178V86H182L180 89L179 88H177L178 86L175 84V87L177 88V89H179L178 90V92L176 91V89H174L173 88V91H175V93H177V94H179L180 95V97L181 98H183V96H184V98H183V102H179V101H182V99H180L179 98V96L178 95H175V93H173L174 95H172L171 97H168V93H165V94H167L166 95V100H164L165 98H163L164 97V94H162V91H161V89L159 90L158 89V84H160L158 81H159V78H158V75L155 73L154 74V70L153 71H151L152 69H150L151 67H152V65L153 66H155L154 64L157 62L155 59H157V56H156V54H157V52H159V50L161 49V47H159L160 45H158L159 44V42H160V39H163ZM178 38V39H177ZM179 38L180 39H182L181 41H177V40H179ZM213 38L217 41V43H214L215 42V40H213ZM68 39V40H67ZM75 41H74V40ZM82 39V40H81ZM88 39V40H87ZM105 39V40H104ZM109 39V40H108ZM129 39V40H128ZM142 39H144V41L142 40ZM152 39H153V41H152ZM173 39H175L177 42V44L175 43V40H173ZM185 39L186 40H188V42H187V44H189V46H192V47H190V49H189V47L187 46V44H186V41H185ZM219 39H221V38H219ZM54 40H56V41H54ZM57 40H59L58 42H59V44L57 43ZM63 41V42H61V41ZM81 40V41H80ZM106 40H107V42H108V44L106 43ZM112 40V41H111ZM120 40V41H119ZM123 42H126V43H123ZM131 40V41H130ZM138 40V41H137ZM143 41V44H142V41ZM174 42H173V41ZM196 42H195V41ZM202 40L204 41L203 43L205 44V46L204 47H200V46H202V45H204V44H202L201 42H202ZM52 41L54 42V43H52ZM91 41V42H90ZM101 41H103V42H101ZM110 41V42H109ZM114 41V42H113ZM129 43H128V42ZM141 41V42H140ZM156 41V42H155ZM157 41H159L158 42V44H157ZM191 41H192V43L194 44V42H195V44L194 45H192V43H191ZM213 43H212V42ZM56 42V43H55ZM71 42L73 43L72 45H71ZM82 42H84V44L82 43ZM94 42H95V44H94ZM104 42H105V44H104ZM113 42V43H112ZM116 42H118V44H122V46L123 47H125L124 49H121L120 48V45H118ZM137 42H140V43H137ZM155 43V44H153L154 46H152L150 43ZM50 43H52V45L50 44ZM61 43H63V44H61ZM81 43V44H80ZM102 43V44H101ZM133 44L132 46L130 45V44ZM176 45H175V44ZM198 43V46H196V44ZM58 44V45H57ZM61 44V45H60ZM74 44H75V46H74ZM92 44V45H91ZM100 44V49H99V47H98V45ZM110 44H111V46H110ZM115 44V46H118L119 47V49L120 50H118V47H117V49L115 48V47H113V45ZM117 44V45H116ZM142 44V45H141ZM156 44H157V46H156ZM174 44V46H172ZM222 44V43H221ZM52 46V47H54L53 45H55V47L57 46V48H50V47H48V46ZM68 45V47H63V46H67ZM82 45H84V46H82ZM104 45V46H103ZM107 45L109 46V47H107ZM139 45V46H138ZM141 45V46H140ZM186 45V46H185ZM215 45V46H216ZM61 46V47H60ZM72 46V47H71ZM86 46V47H85ZM93 46V47H92ZM96 46L98 47V48H96ZM102 46H103V48H102ZM137 46V48H135V47ZM150 46H152V47H150ZM181 46H184V49H183V47H181ZM198 47V49H196L197 50V52H198V54L200 53V52H202V53H204V54H200V55H198L197 56V53L195 54H193L192 55V53L193 52H195L194 51V49L193 48H196V47ZM218 46H220V45H218ZM3 47V46H2ZM48 47V48H47ZM63 47V49H62V52L60 51V48H62ZM84 47H85V49H84ZM92 47V48H91ZM106 47V48H105ZM122 47V48H123ZM126 47L129 49V50H127L126 49ZM130 47H131V49H130ZM140 47H142V49L140 48ZM154 47V48H153ZM176 47L173 49L174 50V52L173 53H175V49H176ZM181 47V48H180ZM207 47V48H208ZM45 48H46V50H45ZM58 48H59V50H58ZM77 48V49H76ZM79 48V49H78ZM88 48H90V49H88ZM135 50H134V49ZM139 48V49H138ZM153 48V49H152ZM155 48H157L158 49V51H156V49ZM160 48V49H159ZM202 48V49H201ZM207 48H206V50H207ZM3 50L5 49L4 47L2 48ZM1 49V50H2ZM51 49V50H50ZM53 49H55L54 51H52ZM67 51H66V50ZM70 49H75L74 51H70ZM106 49V50H105ZM111 49H113V51L111 50ZM140 50L139 52H138V50ZM182 50V52H181V50ZM187 49H189V50H187ZM191 49H193L192 51H190ZM9 50V49H8ZM8 50H4L3 51V54H2V57L4 58V59H6V57L8 56L9 57V55H10V51H8ZM44 50L46 51V52H44ZM81 50V51H80ZM93 50V51H92ZM104 52H103V51ZM108 50H111V51H108ZM118 50L119 51V55H118V51L116 52V51ZM123 50V51H122ZM125 50V51H124ZM127 50V51H126ZM151 50H154V51H151ZM190 51V52H187V51ZM7 51V52H6ZM49 51H51L53 54H54V52H56L54 55L55 56H53V54H52V56L53 57H51L50 56V54L51 53H48ZM65 51V52H64ZM70 51V52H69ZM76 51V52H75ZM77 51H78V53H77ZM90 51H92L91 53H90ZM98 51V52H97ZM135 51H137V53H135ZM154 52L155 53V55H154V53H152V56H151V54L149 53V52ZM156 51V52H155ZM161 52L160 53H163V51L162 50H160ZM185 53H184V52ZM200 51V52H199ZM69 52V53H68ZM75 52V55H73V53ZM87 52H88V54H87ZM115 54H117V55H114L113 53ZM122 52V53H121ZM130 53V54H125V53ZM133 52V53H132ZM166 52V51H165ZM180 52L182 53L181 55H182V57L180 56ZM5 53L7 54V55H5ZM46 53H48V54H46ZM58 53H61L62 55H60V57H59V54ZM63 53H65V55L63 54ZM68 53V54H67ZM94 53H95V55H94ZM96 53H97V55H96ZM101 53H103L102 54V56H100L101 55ZM105 53V54H104ZM109 53H112V55L111 54H109ZM134 54V55H132V54ZM146 53V54H145ZM175 53V54H176ZM187 53V54H186ZM91 54V55H90ZM109 54V55H108ZM136 54H137V57H136ZM159 54V53H158ZM157 54V55H158ZM179 54V55H178ZM184 54V55H183ZM5 55V56H4ZM64 55V57H61V56H63ZM71 55V56H70ZM104 55V56H103ZM124 55H125V57H127V55H129L131 58H132V60H131V58L129 57V61H128V58H123L124 57ZM150 55V56H149ZM156 56V58L154 57V56ZM188 55L190 56L189 58H188ZM196 55V56H195ZM205 57H204V56ZM65 56H68L69 57V59L70 60H66V59H68V57H65ZM91 56V57H90ZM94 56V57H93ZM96 56H97V59H96ZM99 56V57H98ZM109 56V57H108ZM117 56V57H116ZM120 58H119V57ZM132 56H134V57H132ZM147 56V57H146ZM179 56H180V58H179ZM7 57V59H9ZM36 57H38L37 59H36ZM45 57L48 59V60H46L45 59ZM55 57V58H54ZM87 57H90V58H87V59H89L88 61L86 60V61H84L85 59ZM101 57H103V58H101ZM108 59H107V58ZM111 57L112 58H114L115 57V59L117 60V61H115V62H117L116 64L115 63H113V59H111ZM153 58V61H152V58ZM204 58V61H202L203 60V58ZM3 58H0V59H2V60H4ZM33 58H35V59H33ZM39 58H40V60H42V61H40L39 60ZM50 58V59H49ZM61 58V60H62V62H63V60H64V62H63V64H60V62H61V60H59L58 61V63H57V61L56 60H58V59H60ZM66 58V59H65ZM93 58V59H92ZM99 58V59H98ZM109 58H110V60H109ZM135 58V59H134ZM151 58V60H149L148 61V59H150ZM199 58H201L200 60H199ZM6 59V61H8ZM44 59V60H43ZM53 59V60H52ZM91 59V60H90ZM104 59V60H103ZM124 59V60H123ZM137 59V60H136ZM188 60L187 62H186V60ZM189 59H192L193 61H195V62H193L192 60V62L191 61H189ZM206 59V60H205ZM1 60V61H2ZM39 60V61H38ZM54 61V63L52 62V61ZM66 60V61H65ZM94 62H93V61ZM96 60V61H95ZM97 60H99V61H97ZM103 60V62H101ZM105 60H108V62L106 61V64H104V61ZM119 60L121 61L120 63H119ZM127 60V61H126ZM135 60V61H134ZM198 60V61H197ZM6 61H4V62H0V73L3 71V69L2 68H4V66H6ZM35 61H38L37 62V64L35 63ZM48 62V61H50V63H46L47 65H48V67H51V69H48V67H47V65L45 64V62ZM148 61V62H147ZM150 61L152 62V63H150ZM154 61H156L154 64H153V62ZM178 61H180V60H178ZM6 62V63H5ZM35 64H33V63ZM65 62H67L68 63V65H66L67 63H65ZM80 62V63H79ZM85 62H90V63H86L85 64ZM91 62H93V64H91ZM98 62H100V63H98ZM206 62H208V65H212V67H210V66H207V63ZM55 63H57L56 65H54ZM79 63V65L77 66V64ZM85 64V67L87 68V69H83V67H84V65H82V64ZM96 65H95V64ZM111 63V64H110ZM112 63H113V65H112ZM151 64L150 66V68H149V64ZM188 63V64H187ZM193 63L197 66V69L195 68L196 66L195 65H193ZM200 63H202L201 65H200ZM1 64H3V65H1ZM5 64V65H4ZM31 64H33V65H31ZM49 64L51 65H54V67L56 66V68H52V65L51 66H49ZM90 64V66H88ZM99 64V65H98ZM101 64V65H100ZM104 64V65H103ZM108 64V65H107ZM110 64V65H109ZM181 64V65H180ZM193 65L194 66V68L192 69L191 68V66L190 65ZM206 66H205V65ZM39 65V66H38ZM44 65L47 67H45V69H43L42 68V66L44 67ZM80 65H81V67H80ZM116 65V66H115ZM138 65V66H137ZM147 65V66H146ZM198 65H200V66H198ZM33 67V68H31V67ZM36 66V67H35ZM77 66V67H76ZM100 67V69L101 70H97L98 68H96V67ZM111 66H113V68H115V69H111L112 67ZM131 66V67H130ZM132 66H134L133 68H132ZM146 66V67H145ZM35 67V68H34ZM39 67V68H38ZM40 67H41V70L43 71H41L40 70ZM74 67H76V69L75 70H73L74 69ZM84 67V68H85ZM93 67H95V69H96V71L98 72H95V69L93 68ZM103 67L105 68V69H103ZM110 67V68H109ZM200 67V68H199ZM204 67H205V69H204ZM210 67V69H209V71H208V68ZM23 68H26V69H24L23 70ZM31 68V69H30ZM62 68V69H61ZM90 68H91V70H90ZM109 69V72H108V69ZM129 70H128V69ZM179 68V67H178ZM190 69V71H189V69ZM201 69V71H200V74L202 75V76H204L205 78L207 77L208 78V82H206L207 81V78L205 79L204 77H202V76H200L199 77V69ZM2 69V70H1ZM40 70L39 72H40V74L42 75L43 73V77H45V75L49 72H51V73H53L54 74V77H55V79H54V77H53V74L52 75H49V73H48V75H49V77L50 78H48L47 76V78H46V80L44 79V78H41V77H39V73H38V71H36V70ZM48 69V71L46 72V70ZM56 69V70H55ZM59 69L60 70H62V71H59ZM64 69H66L65 70V72H63V70ZM78 69H79V71H81V72H79L78 71ZM89 69V70H88ZM148 70V71H146V70ZM192 69V70H191ZM197 70L198 71V73L197 72H195V71H193V70ZM202 69H204L206 72H203L204 70H202ZM73 70V71H72ZM83 70V71H82ZM85 70H86V73L88 72V73H90L92 70L94 71V75H93V72H91L90 73V77H96L97 79L96 80H98V81H95V79L94 78H87L88 77V74L86 75V73H85ZM88 70V71H87ZM105 70V72H104V75H103V71ZM107 70V71H106ZM123 70H127V72L126 71H123ZM185 70H187V71H185ZM23 71V72H22ZM34 71H36L37 72V74H36V72H34ZM54 71H55V73L57 72V74L55 75V73H54ZM70 71V72H69ZM72 71V72H71ZM76 71V72H75ZM78 71V72H77ZM90 71V72H89ZM101 73H100V72ZM191 72L190 74H192V75H189V72ZM208 71V72H207ZM210 71H211V73H210ZM20 72V73H19ZM31 72H34V74L33 73H31ZM62 72V73H61ZM68 72H69V74H68ZM75 72V73H74ZM107 72V73H106ZM122 72H124V73H122ZM138 72V73H137ZM150 72H153V74L154 75H151L152 73H150ZM188 74V76L185 74ZM188 72V73H187ZM193 72V73H192ZM46 73V74H45ZM50 73V74H51ZM60 73V74H59ZM64 73H65V75H66V73H67V76H65L64 75ZM71 73V74H70ZM84 73H85V76H87V77H84L83 75H84ZM96 73V74H95ZM109 73H111V74H109ZM184 73V75H182ZM195 73V74H194ZM210 73V74H209ZM18 74V75H17ZM27 74V75H26ZM62 74H63V76H62ZM75 74V75H74ZM76 74H77V76H76ZM78 74H80V75H78ZM97 74H101L100 76H98ZM105 74H106V76H105ZM204 74V75H203ZM212 74V75H211ZM32 75H34L35 77L38 75V77L39 78H41V80H39V78L38 77H36V78H34ZM68 75H74V76H72L73 78H74V80H73V78L71 77V76H69L70 78H67L66 80H65V78L64 79H62L64 76L65 77H68ZM93 75V76H92ZM97 75V76H96ZM122 75V76H121ZM196 75V76H195ZM21 76V77H20ZM75 76H76V78H75ZM104 76V77H103ZM124 76V77H123ZM155 76H157V78L158 79H155L154 77ZM182 78H181V77ZM184 76H187V77H185L184 78ZM195 76V77H194ZM209 76V77H208ZM17 77V78H16ZM29 77V78H28ZM58 77H60V80L58 79ZM81 77H82V79H85L86 78V80H82L81 79ZM84 77V78H83ZM99 77V78H98ZM100 77H103V79L101 78L100 79ZM121 79H123V80H120V78ZM138 77V78H137ZM150 77V78H149ZM165 77V76H164ZM199 77V78H198ZM16 78V79H15ZM38 78V79H37ZM78 78V79H77ZM80 78V79H79ZM117 78H118V80H117ZM153 78V81L155 82L156 80H157V82H155L156 84H154V82L151 80ZM193 79V81H192V79ZM196 78L198 79L197 81H200L201 82V85H199L200 83L199 82H197L196 81V84L195 83H193L195 80H196ZM202 78V79H201ZM36 79V80H35ZM52 79H54V81L52 80ZM71 79V80H70ZM91 79V80H90ZM92 79H94V80H92ZM99 79L100 80H102L103 81V83L101 84V82L102 81H99ZM112 79V80H111ZM116 79V80H115ZM160 79L161 80H163V81H165V80H167L168 79V77L167 78H162V75H161V77H160ZM191 79V81H189V80ZM213 79H215V76H214V78ZM18 80V81H17ZM35 80V81H34ZM42 80H43V82H45L44 84H43V82H42ZM52 80V81H51ZM58 80V81H57ZM91 82L92 81V83H89V81ZM145 80V81H144ZM149 80V81H148ZM160 80V81H161ZM170 80V78L168 79V81ZM183 81V83H185L186 82V86H188L189 87V89H188V87L186 88V86H184V85H180V84H183L182 82L180 83V81ZM184 80H187V81H184ZM202 80V81H201ZM40 81V82H39ZM51 81V82H50ZM61 81H63V82H61ZM69 81V82H68ZM70 81H72V82H70ZM73 81H75V82H73ZM85 81V82H84ZM86 81H88V82H86ZM94 81V82H93ZM110 81V82H109ZM116 82L117 84H113L112 82ZM119 81V82H118ZM122 81V82H121ZM132 81V82H131ZM143 81H144V83H143ZM148 81V82H147ZM152 81V82H151ZM203 81H205V83L203 82ZM54 84H53V83ZM56 82H59V83H56ZM83 82L86 84V85H83ZM110 83V84H107V83ZM114 82V83H115ZM125 82V83H124ZM136 82V83H135ZM151 82V83H150ZM179 82V83H178ZM187 82H189V84L187 83ZM192 82V83H191ZM215 83L217 82V81H214ZM213 82V83H214ZM56 83V84H55ZM146 83H150L149 85H147ZM199 83V84H198ZM203 83V84H202ZM208 83V84H207ZM14 84H16V85H14ZM27 84V85H26ZM36 84H38V85H36ZM47 84V85H46ZM59 85V86H56V85ZM60 84H62V86H60ZM80 84V85H79ZM98 85L99 87L100 86H102V85H104V86H102V88L100 87V89H97L96 90V88H99V87H97V86H94V85ZM100 84V85H99ZM113 84V85H112ZM169 84H170V81H169ZM190 84H192V85H194L195 84V86L196 87H194V86H191ZM14 85V86H13ZM55 85V86H54ZM70 85V86H69ZM75 85V86H74ZM86 86V87H83V86ZM89 85V86H88ZM122 85V86H121ZM124 85V86H123ZM148 87H146V86ZM151 85V86H150ZM155 85H157V86H155ZM202 85H205V88L202 86ZM54 86V87H53ZM70 88H69V87ZM92 86V87H91ZM108 86L110 87V88H112L113 90H114V93H112L113 91H112V89H110V88H108ZM120 86V87H119ZM153 86V87H152ZM160 86V85H159ZM197 86H198V89H197ZM202 86V87H201ZM22 87V88H21ZM32 87H34V88H32ZM36 87V88H35ZM38 87H39V89H38ZM42 87H43V89H42ZM52 87V88H51ZM67 87H68V89H67ZM73 87V88H72ZM88 87H91V88H88ZM107 87V88H106ZM116 87V88H115ZM150 87H152V88H150ZM161 88H162V85L160 86ZM186 88V90H184L185 88ZM196 88V90L198 91L199 90V88H201L200 89V91H198V92H196L195 91V89H190V88ZM61 88V89H60ZM92 88H95L94 90H93V92H91V90H90V92L92 93V95H91V93H88V91H89V89H92ZM118 88V89H117ZM145 88V89H144ZM147 88V89H146ZM155 88H157V91H156V89ZM182 88H183V92H182ZM204 88V90H203V92L201 91L202 89ZM34 89H35V91H34ZM69 89H71V90H69ZM82 89V90H81ZM84 89V90H83ZM108 89H110L111 91V93L110 92H108L109 90ZM187 89H188V91H187ZM38 90V91H37ZM59 90V91H58ZM76 90V91H75ZM79 90H81V92L79 91ZM106 90H107V92L108 93H106ZM146 90V91H145ZM149 90V91H148ZM155 90V91H154ZM34 91V92H33ZM39 91H42V92H39ZM61 91V92H60ZM66 91V92H65ZM75 91V93L76 94H78V95H80L81 93H84L85 91H86V93H87V95H88V97H86L89 101H87V99L86 100H84V99H81V98H78L77 96L78 95H74L72 92H74ZM78 91L80 92V94L78 93ZM105 91V92H104ZM152 91V92H151ZM154 91V92H153ZM158 91H160V92H158ZM181 91V92H180ZM184 91H186V92H188V95H189V92L191 93V96H192V98L193 99H198V97L200 98V99H198V100H196L195 101V104L197 103L198 105H197V107H194V104H193V101L191 102V101H189L188 103H186L187 101H186V99L185 98H187V96L188 95H186L187 93H185ZM194 91H195V94L193 95V93H194ZM33 92V93H32ZM35 92H37V93H35ZM143 92V93H142ZM148 92H151V93H149L150 94V96H149V94H147ZM156 92V93H155ZM180 92V93H179ZM200 92V93H199ZM31 94V95H29V94ZM44 93H46V94H44ZM71 93V94H70ZM85 93V94H86ZM95 93V94H94ZM120 93V94H119ZM145 93V94H144ZM154 93H155V95L158 93V95L159 96H155L154 95ZM185 93V94H184ZM28 94V95H27ZM34 94V96H32ZM37 94H39L38 96H36ZM43 94H44V96H43ZM48 94V95H47ZM89 94H90V96H89ZM119 94V95H118ZM151 94H153V96H151ZM181 94H182V96H181ZM17 97H16V96ZM57 95V96H56ZM63 95V96H62ZM67 95H69V96H67ZM108 95V96H107ZM109 95H111V97L114 99V100H112L111 101V99L110 98H108V97H110ZM142 97H141V96ZM203 97H202V96ZM40 96H41V98H40ZM43 96V97H42ZM72 96V97H71ZM81 96H82V94H81ZM92 96H94V99H93V97ZM114 96V97H113ZM147 97L146 99H145V97ZM163 96V97H162ZM170 96V95H169ZM173 96H175V97H173ZM176 96H178V97H176ZM196 96H198V97H196ZM208 96V98H206V97ZM5 97V98H4ZM13 97V98H12ZM35 97V98H34ZM71 97V98H70ZM142 99H141V98ZM159 97H161V99L159 98ZM11 100H10V99ZM34 100H33V99ZM66 98V99H65ZM76 98H78V99H76ZM93 100H92V99ZM106 98H108V99H106ZM141 100H140V99ZM150 100H149V99ZM160 99V100H162V98H163V102L161 101V105L159 104V102H160V100H157V99ZM169 98V99H168ZM201 98H203V99H201ZM8 99V100H7ZM12 99L14 100L13 102H12ZM107 101H106V100ZM154 99V100H153ZM185 99V100H184ZM206 99H208V100H205ZM10 100V101H9ZM43 100H44V102H43ZM51 100V101H50ZM78 100H83V101H81V102H85V104H83V103H81L80 104V101H78ZM104 100V101H103ZM109 100V101H108ZM144 100H146V101H144ZM147 100L149 101L148 102V104H146L145 102H147ZM152 100V101H151ZM168 100V101H167ZM204 100V102L203 103H198L199 101H203ZM210 100V101H209ZM7 101L8 102H10V104L12 105V106H15L14 107V110H12V108L11 107H9L10 106V104L9 103H7ZM75 101H77L76 102V104H75ZM94 102L95 104H92L91 102ZM96 101V102H95ZM141 101H144V102H141ZM165 101H167L166 103H164ZM186 101V102H185ZM20 102V103H19ZM57 102V103H56ZM79 102V103H78ZM86 102H88V103H86ZM111 102H115L114 104L113 103H111ZM118 102V103H117ZM126 102H130L129 104H130V106H132V108L131 107H128L129 106V104L128 103H126ZM132 102V103H131ZM156 103V104H154V103ZM172 102V101H171ZM178 102H179V104H178ZM208 102V103H207ZM29 103V104H28ZM54 103V104H53ZM103 103H104V105H103ZM124 103V104H123ZM164 105H163V104ZM174 103H175V105H174ZM208 105H207V104ZM28 104V105H27ZM67 104V105H66ZM72 104V105H71ZM87 104L89 105V104H91V106H88L89 107V109H88V107H87ZM141 105V106H138V105ZM150 104V105H149ZM157 104H159V105H157ZM179 106V107H177V105ZM180 104H182V105H180ZM186 104V105H185ZM187 104H190V105H187ZM201 104H202V107H201ZM205 104V105H204ZM8 106V108H7V106ZM17 105V106H16ZM94 105H96L95 106V108H96V110L97 109H99V110H97V111H95V108H93L94 107ZM112 105V106H111ZM150 106V108H147L148 106ZM163 105V106H162ZM173 105H174V107L175 108H173ZM183 105H184V107L185 106H187V107H185L186 109L187 108H189L188 110H190V113H192L191 112V110H193V108H202V109H200V110H202V112L200 111V113H199V108L197 109L198 110V113H199V115H201V116H195V114L193 115V113H192V116H194L193 118H192V116H189V114H188V112L187 111H182V110H184V109H181L182 107H183ZM207 105V106H206ZM59 106L61 107V108H59ZM75 106V107H74ZM80 107V109L82 110L81 111V114H80V116H83V117H79L77 114H79L80 113V109H77V107ZM143 106L145 107V106H147L144 110H143ZM160 106H162V107H160ZM170 106V107H169ZM203 106L204 107H206V108H203ZM19 107V108H18ZM67 107H69L68 109L71 111V113H73L74 115H76V116H74L73 114H71L70 112H69V110L67 109ZM99 107V108H98ZM108 107V108H107ZM110 107V108H109ZM111 107H113V108H111ZM137 107V108H136ZM156 109V112L158 111V113H156L154 110V108ZM164 107V108H163ZM181 107V108H180ZM192 107V108H191ZM6 108V110L7 109H9L10 111H6V113H4V115H2L3 114V112L2 111H4L5 112V109ZM17 108V109H16ZM51 108V109H50ZM55 108V109H54ZM58 108H59V110H58ZM72 108V109H71ZM92 108H93V110H92ZM104 108V110H102ZM107 110H106V109ZM130 108V109H129ZM136 108V109H135ZM139 108H141V109H139ZM153 109V112H152V109ZM178 108V109H177ZM23 109V110H22ZM31 109V110H30ZM37 109V110H36ZM41 109H42V111H41ZM61 109V110H60ZM68 111H67V110ZM75 109H77L79 112H77V110H75ZM85 109V110H84ZM101 109V110H100ZM119 111H118V110ZM134 109V110H133ZM151 109V110H150ZM181 111H180V110ZM185 109V110H186ZM63 110V111H62ZM65 110V111H64ZM74 110H75V112H77V113H74ZM86 110H88V112L86 111ZM114 110V111H113ZM130 110V111H129ZM132 110H133V113L135 114H133L132 113ZM142 110V111H141ZM150 110V111H149ZM11 111H13V112H11ZM30 111V112H29ZM41 111V112H40ZM58 113H57V112ZM60 111H62L61 113H60ZM84 111V112H83ZM86 111V112H85ZM96 112V114L94 113H92V112ZM100 111V112H99ZM102 111H104V112H102ZM135 111V112H134ZM139 111L140 112H142L143 114H141V113H139ZM144 111V112H143ZM170 111V112H169ZM45 113V116H44V113ZM68 113V114H66V116L64 115L65 113ZM89 112L91 113V114H93V115H91V114H89ZM98 112V113H97ZM120 112V113H119ZM129 112V113H128ZM146 112H150V114H151V112H152V114L151 115H148V113L147 114H144V113H146ZM156 114H155V113ZM182 112H184V114L186 113L187 115L185 116V115H183L182 114ZM10 113H12L11 114V116H10V118H8V116H7V114H10ZM70 113V114H69ZM104 113V114H103ZM105 113H106V115L107 116H105ZM109 113V114H108ZM138 113V114H137ZM170 113H172L171 115H170ZM179 113V114H178ZM6 114V115H5ZM52 114V115H51ZM60 114V115H59ZM61 114H63V115H61ZM98 114V116H96ZM102 114V115H101ZM131 114H133V116L131 115ZM153 114H155L154 116L156 117V119L154 118V116H153ZM3 117H2V116ZM48 115V116H47ZM57 115H58V117H57ZM67 115H69L68 117H67ZM71 115V116H70ZM73 115V116H72ZM96 116V117H92V116ZM122 115V116H121ZM139 116V118H138V116ZM145 115V116H144ZM158 115V116H157ZM165 115H163V116H165ZM173 115V116H172ZM184 116V117H190V118H192V120H190V118H184L183 117V119H184V121H183V119H182V117H180V116ZM191 115V114H190ZM197 115V114H196ZM16 116V117H15ZM52 116V118H50ZM60 116H63V118L61 117V121H60ZM87 116L89 117V116H91V118H87ZM120 116V117H119ZM129 118H128V117ZM130 116L132 117V118H130ZM135 116H137V118L135 117ZM142 116V117H141ZM152 116V117H151ZM162 116V115H161ZM175 116V117H174ZM179 116V117H178ZM16 118V122L17 123H15V119L14 120H12L11 118ZM66 117V118H65ZM69 117H70V119H69ZM71 117H73V119L75 120H73ZM74 117H78V119L77 118H74ZM144 117H147L146 119H143ZM148 117H149V120H147L148 119ZM176 117H177V121H176ZM48 118V119H47ZM55 118H58V120L59 121H57V119H55ZM101 118V119H100ZM133 118H136L137 119V121L135 120V119H133ZM164 118V117H163ZM63 119V120H62ZM81 119V120H80ZM91 119V120H90ZM128 119V120H127ZM141 119V121L143 120V122H139V120ZM181 119V120H180ZM187 119H189V121L187 120ZM6 120H8V121H6ZM26 120H28V121H26ZM70 120V121H69ZM72 120H73V122H72ZM98 120V121H97ZM120 120V121H119ZM126 120V121H125ZM148 122H147V121ZM155 120V121H154ZM2 121H3V123H2ZM68 121V122H67ZM83 121V122H82ZM146 121V122H145ZM149 121H151V122H149ZM153 121H154V124H153ZM7 122V123H6ZM26 122H27V124H26ZM37 124H36V123ZM59 122V123H58ZM89 122V123H88ZM120 122V123H119ZM4 123H6L7 125H5ZM23 123V124H22ZM25 123V124H24ZM68 123H69V125H68ZM75 123H76V126L77 127H79V129L75 126ZM77 123H78V125H77ZM133 125H132V124ZM134 123L136 124L137 123V125L139 126V127H137V126H135L134 127ZM143 123V124H142ZM148 124V123H151L150 125L148 124L147 126H145L144 127V125H146V124ZM157 123V124H156ZM6 126H4V125ZM19 124H20V126H19ZM23 126H22V125ZM65 124H67V125H65ZM73 124H74V126H73ZM80 124V125H79ZM100 124V125H99ZM128 124H129V126H128ZM160 124V125H159ZM162 124V125H161ZM193 124V125H194ZM2 125H3V127H2ZM62 125V126H61ZM72 125V126H71ZM103 125V126H102ZM152 125H154V127L152 126ZM158 126L159 128H160V126H163V128H156L155 129V126ZM181 125L184 127L183 129H182V127H181ZM32 126V127H31ZM83 126V127H82ZM130 126H132V127H130ZM141 126V127H140ZM144 127V129H141V128H143ZM151 127V128H149V127ZM5 127V128H4ZM14 127V126H13ZM71 127H74V131H73V128L72 129H70ZM138 128V130L139 129H141V130H147V131H149V132H151V134L149 133V134H147L146 132L147 131H142L141 133H139V132H137V131H135L136 129L135 128ZM147 127H148V129H147ZM188 127H191V129L189 128V129H187ZM193 127H196V128H194L193 130H192V128ZM3 128V129H2ZM25 128V129H24ZM28 128H29V130H30V132H29V130H28ZM34 128V129H33ZM37 128V129H36ZM69 128V129H68ZM130 128V129H129ZM132 128H134V131H133V129ZM164 128H165V130H164ZM186 128V129H185ZM18 129H20L19 131H21V133L18 131ZM23 129L25 130V131H23ZM27 129V130H26ZM31 129H33V130H31ZM36 129V130H35ZM42 129V130H41ZM46 129V130H45ZM68 129V130H67ZM78 129V130H77ZM82 129V130H81ZM84 129V130H83ZM150 129H151V131H150ZM154 129V130H153ZM163 129V130H162ZM170 131H168V130ZM10 130V129H9ZM9 130H7V131H9ZM78 131V133L76 132L75 133V131ZM79 130H80V133H79ZM162 130V131H161ZM67 131V132H66ZM70 131V132H69ZM73 131V132H72ZM84 131V132H83ZM152 131H154V133H156V135H154V133L152 132ZM156 131V132H155ZM159 131H161V132H159ZM164 131V132H163ZM169 133H168V132ZM194 131V132H193ZM41 132V133H40ZM46 132V133H45ZM137 132V133H136ZM144 132V133H143ZM179 132V131H178ZM7 133V132H6ZM34 133V134H33ZM61 133V134H60ZM162 133H164L165 135L163 136V134ZM19 134V135H18ZM29 134V135H28ZM51 134V135H50ZM71 134V135H70ZM75 134V135H74ZM80 134V135H79ZM98 134V135H97ZM135 134V135H134ZM138 134H140V135H142V136H140V135H138ZM146 136H145V135ZM37 135V136H36ZM45 135H46V137H45ZM49 135V136H48ZM66 135V136H65ZM74 135V136H73ZM149 135V136H148ZM150 135L152 136L151 138H150ZM154 135V136H153ZM193 135V136H194ZM60 136H61V138H60ZM68 136H72L71 138L70 137H68ZM162 138H161V137ZM166 136H169V135H166ZM17 137V138H16ZM29 137V138H28ZM33 137V138H32ZM43 137H45V138H43ZM155 137V138H154ZM159 137L161 138V140L159 139ZM20 138H21V140H20ZM27 140H26V139ZM30 138H31V140H30ZM68 138V139H67ZM70 138V139H69ZM148 138V139H147ZM153 138V139H152ZM157 138V139H156ZM25 139V140H24ZM40 141H39V140ZM42 139V140H41ZM43 139H45V140H50L51 142H53L54 144H52L50 141H44ZM65 139V140H64ZM20 140V141H19ZM28 140H30V141H28ZM34 140H35V142H34ZM36 140H38L39 142H41V144L38 142V141H36ZM63 140V141H62ZM127 140V141H126ZM146 140V141H145ZM152 140V141H151ZM155 140V141H154ZM33 141V142H32ZM57 141L59 142V143H57ZM69 141V142H68ZM150 143H149V142ZM163 143H161V142ZM21 142V143H20ZM23 142V143H22ZM26 142H27V144H26ZM29 142V143H28ZM49 142L52 144V146L53 145H55L56 147H57V149H56V147H52L50 144H49ZM72 142V143H71ZM79 142V143H78ZM154 142V143H153ZM156 142H160V143H156ZM36 143V144H35ZM132 143V144H131ZM151 144V145H149V144ZM156 143V144H155ZM21 144H23L22 146H21ZM29 144V145H28ZM38 144V145H37ZM45 144V145H44ZM73 144H74V146H73ZM135 146H134V145ZM160 144V145H159ZM5 145V146H4ZM49 145L51 146L50 148H49ZM58 145V146H57ZM64 145V146H63ZM70 145H72L71 146V148H70ZM89 145V146H88ZM158 145V146H157ZM21 146V147H20ZM27 146V147H26ZM46 146H48V147H46V149L47 150H49L48 152H46V149H43V148H45ZM61 146H63V147H61ZM67 146H69L68 148H67ZM113 146V147H112ZM138 146V147H137ZM148 146V147H147ZM151 146V147H150ZM155 146H157V148L158 149H156V147ZM159 146H160V148H159ZM23 147V148H22ZM27 149H26V148ZM36 147H38V148H36ZM43 147V148H42ZM61 147V148H60ZM65 147H66V149H65ZM73 147V148H72ZM79 147V148H78ZM93 147V148H92ZM54 148H55V150L58 152V154L59 153H61V154H59L61 157H59L58 158V154H57V152L56 151H53L54 150ZM64 148V150H62ZM98 148V149H97ZM147 148V149H146ZM43 149V150H42ZM59 149H61V150H59ZM70 149V150H69ZM71 149H72V151H71ZM102 149V150H101ZM151 149V150H150ZM159 149H161L162 150V153H161V150L159 151ZM10 152H9V151ZM34 150V151H33ZM75 150V152L73 153V151ZM145 150V152L146 153H144L143 151ZM157 150L159 151L158 152V154H157ZM14 151H15V153H16V150L14 149ZM30 151H32V152H30ZM35 151H36V153H35ZM42 151H43V153H42ZM62 151V152H61ZM63 151H64V153H63ZM71 151V152H70ZM115 151H117L116 153H115ZM132 152V153H130V152ZM31 153L29 156L30 157H28V153ZM55 152H56V154H55ZM67 154H66V153ZM78 152V153H77ZM101 152V153H100ZM136 153V156H135V153ZM148 152V153H147ZM16 153V154H17ZM34 154V158H35V160L33 161L32 159H33V154ZM38 153V154H37ZM48 153V154H47ZM52 154L51 155V158L50 159H48L49 158V155L50 154ZM55 155H54V154ZM69 153H70V155L72 156L73 155V157L74 158H72V157H70V155H69ZM76 153V154H75ZM155 153V154H154ZM64 154V155H63ZM129 154H131V155H129ZM148 154H149V156H148ZM5 155H6V157H5ZM27 155V156H26ZM38 156V158H37V156ZM40 155V156H39ZM43 155V156H42ZM46 155H48V158H47V156ZM70 157H68V156ZM118 156V158H119V160L121 159V156L123 157V161L124 162H129V164H130V161H131V164H130V166H129V164H126V163H121V164H123V166H124V164H125V166L127 165V166H129V168L128 169H126L125 168V171L127 172V174H123V168H120V166H122L121 164H120V166H119V168H120V170H122L121 172H122V174H123V176H122V174H121V172H120V174L119 173H117V171H114V169H113V167L114 166H116V165H113V164H115L114 163V161H116V163H117V160H116V158H117V156ZM128 155L130 156V158L128 157ZM133 155V158H136L137 159V161H135L136 159H134V160H130ZM144 155V156H143ZM147 155V156H146ZM158 155V156H157ZM162 155V156H161ZM22 156L23 157H25V158H22ZM36 156V157H35ZM54 158H53V157ZM62 156H64V158H62ZM66 156V157H65ZM91 156V157H90ZM96 156V157H95ZM109 156H111V157H109ZM146 156V157H145ZM3 157H5V158H8V159H6V160H8V161H10L11 159H9V157L10 158H12V162H15V160H16V162L17 161H19L20 162V164H18L16 167L15 166H13L14 165V163H11V161L8 163L6 160H3L2 158ZM15 157H17V158H20V160L18 159H16ZM40 157V158H39ZM43 157H44V159H43ZM113 157H114V159H113ZM145 157V158H144ZM148 157H150V158H148ZM158 157V158H157ZM28 158V159H27ZM30 158H32V159H30ZM52 158H53V160H52ZM58 158V159H57ZM65 161V159L67 158H69V160H67L66 159V161L64 162L62 159ZM72 158V159H71ZM76 158V159H75ZM124 158H126V161H125V159ZM132 158V159H133ZM148 158V159H147ZM158 160H157V159ZM15 159V160H14ZM21 159L23 160H30L29 162L31 163L32 161L33 162H35L34 163V169H35V167H36V169H35V171L37 170V168H39V170H38V173L37 172H33V168H31V166H33V165H31V164H33V163H28V161H27V163L23 160V163L21 162ZM37 159H39V161L41 160V161H43V160H45L44 162H41V164L39 163V161H37L36 162V160ZM61 159V162H58L57 163V161L56 160H60ZM78 159V160H77ZM110 159L112 160V162H110ZM129 159V160H128ZM73 160H75V161H73ZM97 160L98 161V163H97V168L98 169H100V173H99V170H96V168H95V171H98V173L97 172H95L94 170H93V164H95L96 165V163H95V161ZM139 160H142V161H139ZM3 161V162H2ZM5 161H6V163H5ZM50 161H51V163L53 162V164H51L50 163ZM69 163H68V162ZM92 161H94V162H92ZM105 161V162H104ZM143 162L144 164H143V166L142 165H140L141 163H139V162ZM146 161V162H145ZM19 162H17V163H19ZM46 162V163H45ZM119 163L120 162H122V160L121 161H118ZM127 162V163H128ZM132 162H135V163H133L132 164ZM138 162V163H137ZM157 162V163H156ZM8 163V164H7ZM16 163V164H17ZM54 163H56V164H54ZM76 163V164H75ZM92 163V164H91ZM146 163V164H145ZM9 164H11L12 166L10 167L9 166ZM28 164H30L31 166H29ZM39 164V165H38ZM50 164V165H49ZM57 164L59 165V164H61V166H57ZM63 164H65V165H63ZM68 164H69V166H68ZM74 164V165H73ZM134 164H139L138 165V167H137V165H134ZM7 165V166H6ZM28 165V166H27ZM35 165H38V166H35ZM43 165V166H42ZM6 168H5V167ZM22 166L23 167H26V168H22ZM42 166V167H41ZM67 166H68V168H67ZM131 166H133L134 168L132 169L131 168ZM136 166V167H135ZM153 166V167H152ZM155 166V167H154ZM28 167H30L29 168V170H31V171H29L27 168ZM61 167L63 168V169H61ZM64 167L66 168V170H64ZM116 167H118V166H116ZM142 167V168H141ZM45 168H46V170H47V175H44L43 173H44V171H46L45 170ZM74 168V169H73ZM90 168V169H89ZM131 168V169H130ZM149 168H150V170H149ZM153 168V169H152ZM4 169V170H3ZM10 169H9V171H10ZM24 171V172H26L27 173V175H28V178H26V180L24 181V182H22L21 183V181H23L24 180V178H22L21 179V177L19 176V172L18 171H20V172H22V170ZM28 171H27V170ZM104 171H103V170ZM113 169V173H111L112 170ZM26 170V171H25ZM41 170V171H40ZM51 170V171H50ZM57 170V171H56ZM59 170H62V171H59ZM130 170V171H129ZM148 170V171H147ZM39 171L40 172H43L42 173V175H40V173H39ZM68 171V172H67ZM95 173H94V172ZM101 171H102V173H101ZM128 171H129V173H128ZM138 171V172H137ZM145 171V172H144ZM147 171V172H146ZM17 172V173H16ZM22 173V176L24 175V174H26V173ZM28 172H29V174H32L31 175V178H29L30 177V175L28 174ZM53 172V173H52ZM64 172H66L65 174H64ZM70 172V173H69ZM79 172V173H78ZM106 172H104V174L103 175H105V173ZM0 173H2V172H0ZM18 174V176H19V178H18V180H17V178L16 179H13L14 178V176L15 175H13V174ZM37 173V175H35ZM50 173H52V174H50ZM97 173V174H96ZM116 173H117V175H116ZM147 173H148V175H147ZM12 174V175H11ZM45 174H46V172H45ZM58 174H59V176H58ZM75 175V176H73V175ZM111 174V175H110ZM115 176H113V175ZM135 174H136V176H138V177H135ZM139 174V175H138ZM144 174H146L145 176H144ZM21 175V174H20ZM50 175V176H49ZM53 175H56V176H58V177H56V180H55V178H52V176ZM68 175V176H67ZM71 175V176H70ZM77 175V176H76ZM79 175H81V176H83V177H81V176H79ZM99 175V176H98ZM124 175H126L127 177H125ZM17 176V175H16ZM33 176H35L34 178H32ZM46 176H47V178H48V176L49 177H51L52 179H50V180H46ZM119 176V177H118ZM54 177V176H53ZM62 177V178H61ZM68 177V178H67ZM81 177V178H80ZM106 177H105V179H104V182H106ZM117 177H118V179H117ZM123 179H122V178ZM132 177H130L129 176V180H134ZM12 178V180H8V179H11ZM39 180H38V179ZM41 178V179H40ZM132 178V179H131ZM141 178H143V179H141ZM3 179V180H2ZM21 179V180H20ZM37 179V180H36ZM75 179H76V181H75ZM79 179V180H78ZM119 179H120V181H119ZM128 179H126V180H128ZM47 182H46V181ZM52 180L54 181V182H52ZM62 181L61 183H60V185H58L57 186V182H59V181ZM100 180H101V182H100ZM108 180V179H107ZM115 180H116V182H115ZM128 180V181H129ZM18 181V182H17ZM32 181V182H33ZM39 181V182H38ZM45 181V182H44ZM57 181V182H56ZM78 181V182H77ZM79 181H81V182H79ZM84 181V182H83ZM97 181V182H96ZM17 182V183H16ZM26 182V183H25ZM52 182V185H50L49 183H51ZM114 182H115V184H114ZM37 183V184H36ZM42 183V182H41ZM43 183L41 184V185H43ZM55 183H56V185H55ZM68 183H69V185H68ZM74 183H76V184H74ZM116 183H117V185H116ZM125 183H126V181H125ZM29 184H30V186H29ZM46 184H48V185H46ZM59 184V183H58ZM80 184H83L82 186L80 185ZM112 184H114L113 185V187H112ZM122 184V183H121ZM127 184V183H126ZM15 185V186H14ZM34 185V186H35ZM55 185V186H54ZM61 185H63L62 187H61ZM81 186L80 188L79 187H76V186ZM108 185V186H107ZM24 186V188H22L21 189V187H23ZM140 186H142V184L140 185ZM41 187V186H40ZM56 187H57V189H56ZM58 187H61V188H58ZM138 187V186H137ZM9 188V189H8ZM13 189V190H11L10 191V189ZM29 188H26L25 190H27V189H29ZM39 188V187H38ZM42 188V187H41ZM41 188H39V190H38V192L39 191H41L40 189ZM51 188V189H50ZM55 188V189H54ZM115 188V189H114ZM3 189H5V190H9V192H8V190L5 192ZM60 189H65V190H62V192H61V190ZM89 189V190H88ZM111 189H113L112 191H111ZM122 189V190H121ZM42 190H43V188H42ZM41 191L42 193L43 192H45V191ZM87 190V191H86ZM139 191V193L141 192H143V190L142 189H138ZM5 192V194H4V192ZM23 191V192H22ZM114 191H113V193H114ZM12 192L13 193H15V194H13V195H10L9 193H11L12 194ZM19 192V191H18ZM41 192H39V193H41ZM7 193L9 194V195H7ZM46 193V192H45ZM58 193H56V194H58ZM108 193H109V191H108ZM141 193L140 194H138L137 196H138V198H139V200H140V195H141ZM55 194V195H56ZM84 194V195H83ZM87 194V195H86ZM105 195H106V193H104ZM126 194V193H125ZM17 195H19V193H17ZM114 194H112V195H109V194H107V196L109 197V198H114V196H113ZM11 196H13L12 198H13V200H12V198L10 199V197ZM87 196V197H86ZM8 197V198H7ZM18 197H21V195H19ZM49 196H48V198L49 199H51ZM82 197V198H81ZM128 197V196H127ZM127 197L124 195V196H122V198H123V200L125 199V200H127ZM44 198V199H43ZM48 198H46V199H48ZM89 198V197H88ZM1 199H2V201H1ZM30 199H32V200H30ZM82 199V200H81ZM30 200V201H29ZM34 200V202L32 203V201ZM129 200V199H128ZM10 201H12V202H10ZM38 201L41 203V206H42V204H43V206H44V208L42 209V212H44L45 214H47V215H44L42 212H41V215H39V216H37L36 218H35V214H39V210H40V208H39V203H38ZM84 201V202H83ZM20 202H21V204L23 203L24 205H21L20 204ZM26 204H25V203ZM36 202V203H35ZM2 203V204H1ZM85 203V204H84ZM18 204H20L19 206H20V208L18 209L17 208V205ZM30 204V205H31ZM57 204V203H56ZM3 205V206H2ZM58 205V204H57ZM76 205V206H75ZM40 206V207H41ZM8 207H10L9 209H8ZM22 207V208H21ZM26 207H24L26 210H28ZM78 207V208H77ZM4 208V209H3ZM17 210H16V209ZM23 208V209H24ZM35 209V211L33 212V210ZM57 208V209H56ZM72 208H75V209H72ZM3 209V210H2ZM61 209H63V211L61 210ZM76 209H80L79 211L78 210H76ZM15 210L17 211V212H15ZM51 210V211H50ZM67 210H69L70 212H69V214L67 215ZM76 210V211H75ZM18 211H19V213H18ZM32 211V212H31ZM72 211V212H71ZM74 211V212H73ZM94 212V214H93V212ZM22 212V213H21ZM33 213L32 215H35L33 218L34 219H36V221H37V219L39 220V221H37V223H35L34 222V220H33V218H31V220L34 222V223H32V221L30 220V218H29V216L31 215L30 213ZM36 212V213H35ZM78 212V213H77ZM87 212V213H86ZM89 212H91V213H89ZM29 213V214H28ZM35 213V214H34ZM83 213H84V210H83ZM1 214H0V216H1ZM3 214V215H4ZM63 214V215H62ZM70 214L72 215V216H70ZM76 214L78 215V216H76ZM2 215V216H3ZM7 215H5V216H7ZM64 215H66V216H64ZM11 216V217H12ZM43 216H45V218L46 219H48V220H45V222L47 221L48 223L49 222H51V224H53L54 223V225L55 224H57L58 223V225H56V227H58V226H60L61 225V223H62V221L64 220V218H68V220L70 219L68 216H70L71 217V219L69 220L70 222H72V223H70L69 221H67V218L65 219L66 221H67V223H65V225H64V221H63V225L64 226H66V227H68V228H65V227H63L62 225H61V227L59 228H55V226L54 225H52V226H50V223L48 224L47 222L44 224V219H42L43 220V222L40 220L41 218H43ZM52 216V217H51ZM59 216H61L60 217V219L62 220L61 222H60V219H59ZM73 216H74V218H73ZM90 216H92L91 218H90ZM27 217V218H26ZM30 217H32V216H30ZM47 217H51L50 219L49 218H47ZM76 217V218H75ZM79 217H80V220H82V219H86V220H82L81 222V224H79L80 222H79ZM82 217H84V218H82ZM89 217V218H88ZM96 217V218H95ZM102 217V218H101ZM248 217V216H247ZM13 218V217H12ZM111 218V219H110ZM14 219V218H13ZM17 219H19V220H17ZM26 219V220H25ZM54 219V220H55ZM77 220V222H76V220ZM252 220V218L250 217V218H248L247 220ZM17 220V221H16ZM75 220V223L78 225V227H79V229L83 232V237L85 238H83V237H76L77 238V240H78V238H79V240L80 241H78L77 243H79V242H83L84 240V242L83 243H79V244H77V245H81V244H84V243H86V242H89V241H87L86 239L90 236V235H92V237L91 238H89V240H90V243H88V247L89 248H86V246H87V243L85 244V246H82V248H83V251L86 253H83V251H82V248H81V251L82 252H80V249H79V247H76L77 245H74L75 244V242L77 241H75L74 239H76L75 237H74V235H79V236H82L81 235V231L79 232L75 227H77V225L73 222ZM96 222H95V221ZM247 220H245L246 222H247ZM249 220V221H250ZM27 221L29 222L30 221V223H32V224H36V226L34 225V227H35V229L38 227V225H40L38 228H40V231H45V230H47V229H49V230H53L52 232H54V230L55 231H57V232H54V233H56V235H54L55 237L56 236H58L57 238H55L54 240L57 242L56 244L57 245H55V243L53 244V242H55L54 240L52 241L51 239L53 238V236L51 237V238H46V240H45V237H41V235H39L40 237H41V241H42V243H41V241L40 240H38L40 237H38V235L37 236H35V233H34V231L36 232V230L35 229H33L34 227H33V225L30 227L29 225H28V223H27ZM40 221H41V223H40ZM65 221V222H66ZM99 221V222H98ZM105 221V222H104ZM244 221V222H245ZM17 222H20V223H17ZM93 222V223H92ZM239 222H241V221H239ZM238 222V223H239ZM246 222H245V224L243 223V221H242V226L244 227V226H251V225H253L254 223L252 222V221H250V222H247V224H246ZM253 223V224H250V223ZM27 224V225H25L26 227H28L29 229L31 228V229H33V231L30 229L29 231H31V234H29L28 235V233L27 232H25L28 228H26V227H24V224ZM29 223V224H30ZM69 223V224H68ZM74 223V224H73ZM84 223H86V225L84 224ZM90 223H92V225H90ZM107 223V224H106ZM16 226H15V225ZM22 225L23 224V227L25 228H23L22 226H18V225ZM67 224V225H66ZM71 224H73L74 226L72 227L71 226ZM88 224V225H87ZM94 224V225H93ZM101 224V225H100ZM241 224V223H240ZM244 224V225H243ZM11 225L13 226L12 228H11ZM43 225V226H42ZM45 225V226H44ZM46 225H48V227L46 226ZM68 225H70V227L68 226ZM80 225V226H79ZM103 225H105V226H103ZM109 225V226H108ZM9 226H10V228H9ZM49 226L51 227V228H49ZM54 226V227H53ZM92 226V227H91ZM18 227H20V228H23V229H20V228H18ZM33 227V228H32ZM44 229H43V228ZM72 227V228H71ZM80 227H82V228H80ZM89 227H91L90 229H88ZM95 227V228H94ZM97 227V228H96ZM102 227V228H101ZM105 227V228H104ZM109 228V229H107V228ZM4 228L5 229H9L8 231L9 232H11V233H8V231L7 230H5L7 233H5V237H3L4 236ZM13 228H14V230L16 231V233H14L13 234ZM15 228H17V230L15 229ZM41 228H42V230H41ZM47 228V229H46ZM53 228V229H52ZM63 228H65V231H66V234H65V232H64V229ZM73 229L74 230V232H75V234H73V231L71 230V229ZM89 230V231H87V229ZM19 229V230H18ZM61 229H63L62 230V233L60 232V230ZM68 229H70L71 230V232H70V234H69V231L70 230H68ZM93 229H94V235L95 234H97V236L99 235V233H100V235H101V231L103 230V229H105V230H108V232L110 231L111 233H112V235L114 236H112V235H110L109 237H107L108 235H107V231H105V233H104V230L102 231V235L100 236H98V238H100V240H101V242L98 240V238H97V236H94L93 234H91V233H93ZM3 230V231H2ZM21 230V232H19V235L20 234H27L26 236L25 235H23V237L20 235V236H16V235H18L17 233H18V231H20ZM22 230H25L24 232H22ZM37 230H39V229H37ZM59 230V231H58ZM68 230V231H67ZM98 230H100V232L98 233ZM251 230H253V228L251 229ZM264 232V229H258V230H253L252 232H255V233H261L262 231ZM28 231V230H27ZM79 232V234H77L78 232ZM91 231V232H90ZM235 230H233V231H231V232H233V233H229V234H233V236H235L236 238H233L232 237V239L230 238L231 236L228 234V236H229V244L226 242V245H228V246H224L223 244H224V241H223V243L220 241L219 243H221L223 246H221L219 243H216L215 241V243H216V245H219V247L221 246L222 248H224V249H222V248H219L218 249V247H216V245L215 246H213L212 245V242H210V245H212V246H210L209 244V250L208 251H204L203 249H198V251H191L190 253H191V256L189 255L188 257L190 258V261H191V259H192V263H196V264H207V263H205L206 261H208V258L207 257H210V256H208L209 254H211V252L212 251H214L215 253H217L218 255L217 256H219V253H221V251H222V254H224V253H228V251L230 250L229 249V245H230V248H231V254H236L237 256H239V255H241L242 253H244L243 251H242V253L240 252V248H242V247H240V246H238L237 244H241V242L243 241L244 242V239L245 238H243L242 237V235H244L246 232H244L243 230H236V232H234ZM241 232L242 233V235H240L241 233H239V232ZM243 231V232H242ZM87 232H90V234L89 233H87ZM96 232V233H95ZM108 233V234H111V233ZM238 232V233H237ZM30 233V232H29ZM34 233V234H33ZM58 233H61V234H59L58 235ZM64 233V234H63ZM86 233H87V236H85L86 235ZM103 233L105 234V236H103ZM235 233H237V235L235 234ZM244 233V234H243ZM250 232L249 231H247V233L246 234H249ZM7 234H8V236H7ZM10 234V235H9ZM89 234V235H88ZM245 234V235H246ZM16 236V237H14V236ZM35 237H38V238H35ZM60 235H62L61 237V239H60ZM69 235H72L73 236V238H71L72 236H70L69 238L67 237V236H69ZM121 235V234H120ZM239 235V239L240 240H242V241H240L239 239H238V241L236 240L237 239V236ZM7 236V237H6ZM13 236V237H12ZM27 236H28V238H27ZM11 237H12V239H14V241L11 239ZM22 238L20 241L21 242H18V240H19V238ZM30 237H31V239H30ZM94 237H96V238H94ZM34 238L36 239V241L34 240ZM42 238H44V242H45V244L43 243V239ZM102 238H104L103 239V241L107 244H105L104 242H102ZM105 238L107 239V238H110V240L109 239H107V240H109L108 242L105 240ZM113 240H112V239ZM114 238H115V240H114ZM10 239H11V241H10ZM17 239V241H15ZM25 239H27V242H28V244H27V242H26V240ZM59 240V241H57V240ZM63 239V240H62ZM70 239V240H69ZM73 239V240H72ZM81 239H82V241H81ZM84 239V240H83ZM95 241H94V240ZM29 240H31V241H29ZM35 242H34V241ZM40 241L39 243H38V241ZM47 240H50L49 242H46ZM62 240V241H61ZM67 240H68V242H70L71 241V243H73V241H75L73 244H71L70 243V245H72V246H68L69 245V243H66L67 242ZM92 240V241H91ZM112 240V241H111ZM134 240V241H133ZM173 240H175V239H173ZM232 240H234V242L232 243ZM10 241V242H9ZM13 241V242H12ZM25 241V242H24ZM35 243V244H33V242ZM63 241H65V243L63 242ZM93 241L95 242V244L97 245V246H95L94 244H93ZM113 242L114 244L112 245V243L111 242ZM115 241L119 244L120 243V246L116 243V246H115ZM122 241V242H121ZM225 241H226V239H225ZM231 241V242H230ZM59 242H60V245H59ZM61 242L62 243H64L65 244V248H66V246L68 247L66 250L67 251H65L64 249V247H63V245L64 244H62L61 245ZM98 242V243H97ZM213 242V244H215ZM236 242H238L237 244H236ZM30 243V244H29ZM47 243V244H46ZM101 244L100 246L98 245V244ZM231 243H232V245H231ZM4 244H6V245H4ZM9 244H11L10 246H8ZM18 244V245H17ZM23 244V245H22ZM33 244V245H32ZM40 244V245H39ZM4 245V246H3ZM12 245H14L15 246V249H14V246H12ZM24 245H26V247H28V248H30V249H28V248H26ZM28 245V246H27ZM37 245V247L38 248H40V247H42V246H44V247H42V248H40V249H38V248H36L35 246ZM42 245V246H41ZM54 245V246H53ZM73 245L75 246V247H73ZM111 246V249H114V250H111L110 249V246ZM133 245V249L131 248V246ZM234 245V246H233ZM235 245H237L238 246V249H239V252L241 253V254H237V253H235V251L237 250L238 251V249H237V246H235ZM23 246V247H22ZM33 246V247H32ZM53 246V247H52ZM58 246H61V247H59L58 248ZM80 246V247H81ZM106 247V250H105V247ZM113 246H115V247H113ZM119 246V247H118ZM139 246V247H138ZM3 247H7V250L5 249V248H3ZM17 247V248H16ZM57 247V248H56ZM64 249H63V248ZM97 247V249L98 248H100V247H102L101 249H104V251L102 250V253L103 252H105V251H107L108 250V248H109V250L112 252V253H110L109 252V250H108V252L106 253H101L100 252V249H96L95 250V248ZM113 247V248H112ZM211 247L213 248H215V250H214V248H213V250H210L211 249ZM236 247V248H235ZM2 248H3V250H2ZM52 248H53V250H52ZM57 249L56 250V252H54L55 251V249ZM63 249V250H59V249ZM69 248H71V249H69ZM75 250V248L77 249V251H73V249ZM118 248H120V250L118 249ZM131 248V249H130ZM139 248V249H138ZM141 248H143V250L141 249ZM227 248H228V251L227 252H224L225 250H227ZM232 248H234V250L232 249ZM18 249H20V250H18ZM36 249H38V251L39 250H41V251H35ZM89 249H91V251L89 250ZM116 249V250H115ZM135 249V250H134ZM136 249H138V251H139V253H138V251L136 250ZM15 250H16V252H18V253H16L15 252ZM18 250V251H17ZM43 250H44V252H43ZM69 250V251H68ZM86 250H88L89 252H93V254H95L94 256H93V258H92V256H91V254L92 253H90L89 254V252L87 253V251ZM92 250H94V251H92ZM123 250V251H122ZM131 250V251H130ZM133 250V251H132ZM156 250V249H155ZM242 250H245L244 248H242ZM6 251V252H5ZM21 251H23V252H21ZM27 251H28V253H27ZM31 252V254H29L30 252ZM33 251H35V252H38V253H35V252H33ZM53 251V252H52ZM71 251V252H70ZM75 252L76 253V255L75 254H71V253H73V252ZM115 251V252H114ZM126 251H130L129 253L128 252H125ZM151 251H152V254H151ZM211 251V252H210ZM219 251V252H218ZM230 251H229V255H230ZM233 251H234V253H233ZM3 252V253H2ZM9 252V253H8ZM26 252V253H25ZM42 252H43V254H42ZM78 252H80V253H82L81 255H77V253ZM113 252H114V254H113ZM122 252V253H121ZM133 253V255H132V253ZM148 252H149V254H148ZM207 252V253H206ZM208 252H210V253H208ZM224 252V253H223ZM238 252V253H239ZM15 253V254H14ZM56 253V254H55ZM66 253V254H65ZM79 253V254H80ZM102 254L101 256L99 255V254ZM118 253H120V254H123V255H121V256H123V260L122 259H120V257L118 258ZM128 253V254H127ZM144 253V255H142ZM155 253V254H154ZM189 253V254H190ZM3 254V255H2ZM18 254H19V256L20 255H22L21 257H19L18 256ZM27 256V259H26V257L24 256ZM33 254H38V257L37 256H35V255H33ZM51 254H53V255H51ZM61 254H57V256H55V260H58L57 258H58V256H59V260L60 261H63V259H65V264H67V263H71L72 262V259H71V261H68V259L65 257V258H63V257H61ZM65 254V255H64ZM84 254H85V256H84ZM115 254H116V256H115ZM125 254H127L128 255V257H127V255H125ZM141 254V255H140ZM151 254V255H150ZM212 254H214V253H212ZM7 256V258H6V256ZM17 255V256H16ZM33 255V256H32ZM41 255V256H40ZM68 255H70V258H69V256ZM73 257H72V256ZM75 255V256H74ZM86 255H88V256H90V258H92V260L90 259H82V258H86ZM110 255V256H109ZM130 255V256H129ZM216 255V254H215ZM84 256V257H83ZM87 256V257H88ZM99 256V257H98ZM103 256V257H102ZM114 256V257H113ZM124 256H125V258H124ZM134 256V257H133ZM141 256V258L139 259V257ZM157 256V257H156ZM15 257H18V259L17 258H15ZM53 257V258H52ZM79 257H80V259H79ZM96 257H98V258H96ZM110 257H111V260H110ZM130 257H132V258H130ZM136 257V258H135ZM150 257V258H149ZM161 257V259H159ZM188 257H186V258H188ZM220 257V256H219ZM6 258V259H5ZM23 258H25V260L23 259ZM31 258V259H30ZM96 258V259H95ZM109 258V259H108ZM128 259V261H127V259ZM135 260H134V259ZM144 258V259H143ZM157 258V259H156ZM211 258V257H210ZM4 259V260H3ZM22 259V260H21ZM62 259V260H61ZM67 259V260H66ZM116 259H118V260H116ZM169 259V258H168ZM167 259V260H168ZM5 260H6V262H5ZM9 260V261H10ZM14 260H16V262L14 261ZM29 260V261H28ZM55 260L53 261L55 264H56V262H55ZM59 260L57 261V263L59 262ZM83 260V262H81ZM103 260V261H102ZM210 260V259H209ZM18 261V262H17ZM20 261V262H19ZM21 261H23V262H21ZM74 261V260H73ZM88 261V262H87ZM102 261V262H101ZM112 261V262H111ZM121 261V262H120ZM123 261V262H122ZM127 261V262H126ZM130 261H132L131 263H130ZM157 261V263H155ZM15 262V263H14ZM24 262H27V263H24ZM87 262V263H86ZM93 262V263H94ZM135 262V263H134ZM53 263V264H54ZM64 263H61L60 262V264H64ZM69 263V264H70ZM92 263V264H93ZM138 263H139V261H138ZM150 263H148V264H150ZM7 264V263H6ZM50 264V263H49ZM51 264H52V261H51ZM59 264V263H58ZM89 264H91V263H89ZM159 264H161V263H159Z\"/></svg>",
  "mask_w": 264,
  "mask_h": 264
}]
</instances>
